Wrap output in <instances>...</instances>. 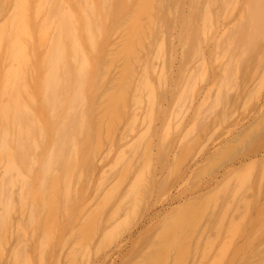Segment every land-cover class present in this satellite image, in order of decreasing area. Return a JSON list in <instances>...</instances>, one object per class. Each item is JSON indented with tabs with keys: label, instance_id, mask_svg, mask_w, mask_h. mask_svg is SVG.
<instances>
[{
	"label": "bare ground",
	"instance_id": "6f19581e",
	"mask_svg": "<svg viewBox=\"0 0 264 264\" xmlns=\"http://www.w3.org/2000/svg\"><path fill=\"white\" fill-rule=\"evenodd\" d=\"M251 1L252 2H250V0H249L250 3L255 4V7L252 6V4L248 5V3H247L248 0H247V2L245 0L244 3L246 2L245 5L246 6L248 5V7H245V5H244V7H245L244 9L242 6V3H243L242 0H15V1L14 0H2V2H0V264H4V263L6 264V262H8V264H9V261L6 260L7 259L6 256H9L8 259H10V261H11L10 264H33V262L36 261V259H37V258L36 259L34 258L35 256L40 257L37 260L38 264H47V262H48V264H51L53 262L52 259H54V261H55V258H57V257L60 258V256H61V255L59 256L60 253L57 252V249L62 248V247L65 248L66 246L68 247L69 246L68 243L75 239L74 238L75 235H77V237L79 236V238H81V239L79 240V238H78L77 240H75V243L73 245H75V244L78 245L79 243H81L83 241L84 238L80 237L79 232L80 233L82 232V234L84 236L86 234H91L90 236H85V239L87 238L88 240L87 239L86 240L89 243L86 242V240H84L83 247H82V245L79 246V248H81L80 251L83 248V251L80 253L82 254L84 259L79 258L80 256H78V254H80V253H78L77 255L75 253H73V251H74L73 247H75V246L77 247V249L75 248V250H77L76 252H79L78 251L79 248L77 245H75L71 248L73 251L71 250L72 253H71V255H69V257L72 256L71 258H73L74 260L71 258L70 259L72 261H75V263H78L81 259H82V261H80V262L86 261V259L88 258L86 256L89 255L88 253L92 252V251L91 252H88V251H90V247L92 249V247H93L92 244L95 242L93 238H95V240H96V237L98 236L99 232L96 234L97 236H94L92 238L91 242L89 241L90 240L89 238L92 237V235H95L94 233L97 232V230H98L97 227L99 228L98 231L103 229V228L100 229L101 226L99 227V225L102 224L101 220H103L102 219L103 214L109 211V207L111 208V204L113 202H114V204L112 206L115 205V201H117V200H115L114 198L116 197V199H118V196L120 195L119 192L123 191L125 186L128 185L127 183H129L127 180V177H126V176H128L127 174L131 175L135 170L134 169L135 166L133 167V165L131 166V168L133 170L129 168L130 166L128 167L127 170L124 169L125 167L127 168V166L124 167V162L126 161L125 160L126 156L128 158L127 159L128 162L130 160V161H132L131 164H133V161H134L133 159L136 158L135 157L136 156L135 149H132V153L133 154L135 153L134 155H132L134 157L133 159L132 158L129 159V157H131V155H130L131 151L129 153L130 156L125 155L124 156L125 159H124V157H122V156H123V154H126V152L123 150H126V151L129 149L131 150V148L134 147L133 144L131 145V141L135 138H136L135 140L138 141V137H136V136H137V133L139 134V132L142 130V129H140L141 128L140 126L143 125L142 128H144L146 126V125L144 126V124H147V122H150V124H148V125H151L153 119L155 120L156 118H158L154 114L157 113V112H155V110H157L158 107H159V109H161L162 104H161V106H159V104L163 101H161L159 103L158 100L160 98H164L163 97L164 94L161 92L163 95H160V98L158 99L159 95L158 94L156 95V93H158L161 90L167 91V89H169L168 83L166 85H164L166 87L164 89V87L158 82L160 80L162 81V78H163L164 82L167 81L166 80L167 75H164L165 73L171 74V75L168 74L170 77H172V73L175 75L178 72H179L178 75H180V73L182 74L180 66L178 65V67L175 68L176 65H174L175 63H179L181 65V62H178L179 60L182 61L183 67L181 65V68H184L187 70V72H185L182 69L184 71V74H186V76L182 74L180 77L182 79L186 78L188 75L187 74L188 72L191 76L188 77L187 79H190L193 76L192 79L187 80L188 82L185 80H184V82H180L181 86H182V83H184L186 85L185 82H187V85L182 86L183 89L181 91V96L178 95V97H180L179 100L175 99L177 101L178 106L175 105L176 104L175 103L174 105L176 107L174 106L173 109L174 108L182 109V107L185 106L186 104H188L192 98L193 99L195 98L196 102H198L197 100L199 98L201 99L200 95H203L205 93L211 94V92H213L215 90V88L217 89V93H216L217 95L216 96H219V95L223 94L222 91L224 90V84L226 82L228 83V84L226 83V85H228V87H229L228 88L226 86V90L230 89V87L232 85L234 86V84H236V82H239L240 81L238 79L239 75H237V74H239L240 69L239 70H237V69L240 66L239 64H240L241 60L240 59H239L240 61L238 60V56H239V58L242 57V60L245 62L244 58H246V57L243 58V56H245V55L247 56V54H244V52H241V53H243L241 56L240 55L237 56L236 53H235V55H236L235 56L234 53H232V51L234 49L231 51V49L234 48L235 45L237 44V43H234L235 39L239 40L241 37L240 34H238V32L241 29V27L244 30V27L248 26L249 27V35H250V33H251V35L249 36V38H247V40L249 39V40L253 41L255 39V36L253 35L254 32L252 33L250 31L253 30L254 23L258 24L260 26V28L261 29L263 28V30H264V0H254V3H253V0H251ZM11 6H13V8H9ZM249 6H251V7L249 10H247L246 8H249ZM252 7H254V8H252ZM245 9H246L247 13H249L248 11L252 10V12H250L249 16H247L246 15L247 13L244 12ZM256 10L260 13V15H258L259 13L256 12ZM237 27H239V28L237 29ZM236 29L238 30V32H236V33L240 37H237V34L234 32ZM227 33L229 36L231 34H233V35H231L230 38L228 37L229 39L228 38L226 39V36H228ZM243 34H241V35L243 36ZM235 36L237 38H235ZM231 41H232V43H231ZM239 41H241V39ZM251 41H250V43H251ZM257 41H256V43H257ZM262 41H263V39H262ZM249 44H247V45L249 46ZM261 44L259 45L258 49L262 48V50H259V52L262 51V53H264V51H263L264 48L261 46ZM238 45H240V44L238 43ZM231 46H232V48H230ZM245 47H246V45H245ZM245 47L244 48L242 47V48L245 49ZM238 48H240V47H238ZM243 49H241V51H243ZM220 51H224V54H227V56L228 55L230 56V54H231V57H229V61H227L228 58H227V60H225L227 62H230V63H227L228 65L227 64L224 65L226 62H224L223 60L226 59V56L225 57H224V55L221 56V54L223 52L220 53ZM253 51H251L252 54L254 53ZM257 52L258 51L256 50V53ZM259 52L257 53V55L259 54ZM232 55L234 57V60H236V63L238 64V62H239V64H238L239 66L236 69L237 71L235 70L236 71L235 78H234L235 72H233V75H230V74H232L231 73L232 72L231 66L233 65L232 63L235 64V61L232 60L233 59ZM260 55H262V54H260ZM218 56L222 57V58H220L221 60H219V58L217 59ZM248 56H249V54H248ZM235 57L237 59H235ZM253 57H254V55H253ZM209 58L210 59L211 58L217 59V61L219 60V61H221V63L223 61V63H224V64L222 63V65H221V63L219 62L220 67H218L219 66V65H217L218 62L216 60L215 61L212 60L214 62V66H216V68H214V71L212 70L214 73V76L217 75L218 72H220L222 70V69L220 70V68L223 67V68L227 69V67H228V69H229V66L231 65L230 66L231 68L229 69L230 73L228 72L229 73L228 75H230L229 78L233 77V78H231V79H233V82H234V79H236V77L238 76L236 81L233 83L231 81V79L228 78V76H227L228 69L223 70V73L226 74V77L228 79L226 77H224V79L222 81V79L219 78V77H221L220 75H222V74L219 73V75H217L218 76V80H217L216 79L217 76H215L216 77L215 78L213 76V73L209 70L211 68L213 69V67H214L212 65L213 63L210 60H208ZM255 58L257 59V57H255ZM255 58H253L254 61H256ZM263 58H264V55H263ZM249 60H252V59H249ZM254 61H251V62H254ZM260 61L261 60H259V62ZM183 62H186L185 63L186 65H184ZM207 63H212L211 64L212 67L210 64H209L210 66L208 67ZM215 63H217V64H215ZM237 64H236V66H237ZM252 64H251V69L254 68V66ZM256 64H258V62ZM233 66H235V65H233ZM235 67L233 69H235ZM243 67H244V65L242 66V68ZM260 67L258 68V71H259ZM217 68H219V69H217ZM255 68H256V66H255ZM216 69L218 70V72ZM251 69H250V71H252ZM245 71H246V69L242 70L243 78L246 77V79H243L244 83L248 80L247 76H245L244 74L247 75L248 73H250L249 71L247 73ZM254 71L256 72L257 68ZM259 72H261V70ZM208 73H210V74L207 75ZM252 73H253V71H252ZM252 73L248 74V75H250L251 78H252V76H251ZM211 74L214 77V79H213V77L212 78L208 77ZM224 74H223V76H225ZM259 74H258V76H259ZM163 75L166 77H163ZM253 75H255V73ZM256 75L253 76L252 79L255 78V80H257ZM183 76H185V77H183ZM262 76H264V75H262ZM250 77H248V78H250ZM153 78L156 79L155 81L159 85L158 86V88L160 89V90L158 89L159 91L156 88L157 85L155 84V81H153L154 80ZM206 78H209V80L212 79V81L210 80L212 83L210 82L211 84H209V82H208L209 80L207 81ZM225 78L227 79V81L225 80ZM262 78H264V77H262ZM173 79L170 78L169 80H171V82L173 83V81H172ZM219 79L221 80V83H223L222 85H221V83L217 82V81H219ZM157 80H158V82H157ZM178 80H177V82H178ZM213 80L217 83H215ZM230 81H231V83H230ZM171 82H170V88L172 87V85H174V84L171 85ZM207 82L209 84L208 87L212 86L214 83L216 84V86H218L217 84L219 83L220 87L223 90H220L221 93L218 94V90L220 88L219 87L217 88L216 86H214V87L212 86V87L208 88L207 87L208 84L206 85ZM178 83H177V85H178ZM229 83L231 84L230 86H229ZM239 83H237V85H235V87L240 89ZM250 83H251V81H250ZM238 84H239V87H238ZM247 84H249V82ZM258 84L256 86H257V88L260 86L259 87V89H260L261 86L263 85V83H262V85H259V86H258ZM160 85L163 88L162 87L160 88ZM175 86H176V84L173 86L174 88L172 87L173 90L174 89L177 90V88H179L177 86H176L177 87L176 88ZM184 86L186 87V89ZM200 86H201V88H200ZM233 86H232V88H233ZM250 87L251 86H249V88ZM254 87L252 88L253 90L256 88V87L255 88ZM204 88H207L209 91L205 90ZM211 88H213V89H211ZM237 88L232 89L230 93H232V91L234 90L232 93V95H233L234 92L237 91L236 90ZM172 89H169V90H172ZM239 89H238V91H239ZM173 90L171 91L172 93H174ZM203 90H205L206 92L202 94ZM256 90L257 89H255V91ZM261 90H259L260 93H261ZM198 91H199V93L197 94L198 98H196L195 95ZM227 91H229V90H227ZM240 91H241V89H240ZM249 91H251V90H249ZM184 92H185V94H184ZM208 92H210V93H208ZM237 92H236V96H237V94H239V92L238 93ZM182 93L184 95H182ZM246 93L247 92H244V95ZM255 93H258L259 96L261 95L259 92H255ZM228 94H229V92H228ZM230 95L231 94H229V96ZM242 95L243 94H241V96ZM244 95L242 97H244ZM251 95L254 97H251ZM251 95L249 94V96H248V98L251 97V100L246 97L248 100H250V103H247L248 101H246L247 99H245V101L247 103V104L245 103L243 105L245 107V109L247 108L248 104L250 106V104H252V102L254 103L255 98L256 99L259 98V97L257 98L255 96V94H251ZM216 96H215V98L217 99L216 101L218 103V99L219 98L222 99V96H220L219 98ZM226 96H228V95H226ZM241 96H239V97H241ZM261 96H260V98H261ZM203 98H205V95L201 99L200 106H201V104H203L202 106H204V104H205L204 108H206V107H208L207 105H209L208 103L211 102L210 100H212V99H210V98H212V97L208 96L207 97L208 99L205 98L204 100L206 102L203 100ZM244 98H242V101ZM252 98H254V99H252ZM262 98H264V97L262 96ZM173 99H174V96H173ZM173 99L170 101H172L174 103L175 101H173ZM193 99H192V102H193L192 106L195 107L194 106L195 100H193ZM221 99H219L220 102H221ZM228 99H229V97L227 98L226 103L229 101ZM238 99H239V101L237 102V104L240 103V98H237V100ZM160 100H162V99H160ZM207 100H208V103H207ZM230 101H231V99H230ZM173 103L171 105H173ZM217 103H216L217 109L214 108L215 105L213 104V106H214L213 109H216V112H217V110H219L220 105L222 106V104L219 103L220 105L219 104L217 105ZM262 103H263V101H262ZM179 104H181L182 107H181V105L179 106ZM258 104H259V102H257V106H258ZM227 105H228L227 107L230 108V105L229 104H227ZM245 105H247V106H245ZM253 105L255 106V103ZM253 105H251L250 108H254ZM192 106H189V107L191 108ZM233 106H234V104H233ZM196 107H197L196 108L197 114L195 115V113H194L193 115H195V116L198 115L197 118L200 119L199 114H201V111L199 114H198V112L201 109L198 106H196ZM147 108L149 111L147 110ZM163 108H165V107H163ZM168 108L169 109H167V110H170V108H172V107H168ZM184 108L182 110H184ZM190 108H188V109H190ZM233 108H235V106ZM255 108H256V106H255ZM145 109L147 111H145ZM237 109L239 110V108H237ZM245 109H241L242 110L241 112H243ZM175 110L176 109H174V113L176 114V112H178V109L176 112H175ZM182 110H181V112L179 110V113L177 114L178 116L181 113L183 114V112L185 111L184 110L182 112ZM190 110L188 113H191ZM259 110H258V112H259ZM159 111H158V113H159ZM170 111L173 112L172 109ZM194 111H195V109H194ZM210 111L212 112V109L208 110V112L205 113L204 119L206 118V115L211 113ZM228 111H229V109H228ZM145 112H147V113L145 114ZM172 112H171V114H172ZM234 112H236V111H234ZM239 112L240 111H238V113ZM249 112H251V109ZM165 113L169 114V111L165 112ZM212 113L214 114L215 110ZM230 113H231V117L234 116V114L232 115V112H230ZM244 113H247L246 110ZM252 113L254 114V112H252ZM166 114H164V115L168 116ZM171 114L168 117H170ZM237 114H235V117ZM256 114H257V112H256ZM145 115L148 117H146ZM161 115L162 114H160V117H161ZM173 115H172V117H173ZM188 115L190 117L192 116V114L191 115L188 114ZM244 115L246 116V114H244ZM165 116H163V119H165V121H166V120H168L167 119L168 117L165 118ZM195 116L194 117L192 116V118L196 119ZM224 116H226V115H224ZM240 116H242V119H244V120L245 119L247 120L248 116L250 118V115H248V114H247L246 118L243 115H240ZM255 116H258V115H255ZM255 116L253 115L251 117L254 118ZM143 117L145 120H142ZM172 117H171V119H172ZM181 117H182V115H181ZM186 117H188V116H186ZM186 117L184 115V118H186ZM202 117H203V115H202ZM212 117H213V115L211 116V118ZM216 117H215V121H216ZM227 117H228V114H227ZM227 117H225L223 119L224 120L230 119ZM238 117H239V114H238ZM186 119L188 120L189 118H186ZM195 119H193V120H195ZM199 119L197 121H191L193 123V126H192L193 128L192 127H190V128H192V129H194L195 127L197 128ZM238 119L241 120V118H238ZM238 119H237V121H238ZM156 120L158 121L159 118ZM178 120H180V119H178ZM187 120L183 121V124ZM224 120H223V122H224ZM226 120H225V123L228 121V120L227 121ZM257 120L258 119H256L255 121H257ZM140 121H141V125L138 126V123ZM144 121L145 122L147 121V122L144 123ZM157 121H155V122H157ZM161 121H162V119H161ZM209 121H210V118H209L208 122ZM218 121H219V119H218ZM158 122L156 123V126H157ZM168 122H170V120ZM168 122L166 121L165 123L168 124ZM191 122H190V124H191ZM230 122H232L231 119H230ZM241 122L242 121H240V124L244 123V122H242V123ZM259 122H260V120H259ZM163 123L161 122L162 125H163ZM174 123H175V121H174ZM225 123H222L223 127L221 129V125H220L221 122H220V124H219L220 126L217 129H214L216 131L212 134L213 136L211 135V137H215V135L217 136L219 128H220V131H225L226 128L224 129V126H226V124H227V123L226 124ZM153 124H152V127L154 126ZM167 124H165V125H167ZM169 124L171 126V123H169ZM232 124L234 125L235 123L233 122ZM236 124H239V122L238 123L236 122ZM250 124H252V123H250ZM255 124H256V122H255ZM162 125H161V128H162ZM180 125H182V124H180ZM185 125L179 126L180 130L185 128ZM189 126H191V125H189ZM236 126L238 127V125H236ZM168 127L169 126H167L166 129ZM171 127H170V129H171ZM181 127H183V128H181ZM237 127H236V129H238V128L242 129L241 127H238V128ZM137 128L140 129V130L138 129L139 132H137L138 131ZM161 128H159V129L161 130ZM196 128L194 129V131L196 130ZM231 128L233 129V127L230 126L229 129L231 130ZM153 129H154V127H153ZM162 129L166 133L165 135H167L170 139L173 138L172 135H171V137H172L171 138L170 134H167L169 128L167 129V131H165L166 129H164V128H162ZM189 129L186 128L184 130H185V132L188 130V131H190L191 134L194 135V131L192 129H190V130ZM177 130L180 131L179 129H177ZM191 130L193 131V133ZM246 130H248V129H246ZM145 131L146 130H144L142 133H144ZM148 131L149 130L147 129V133L151 132L152 135L156 134V132H155V134H154V132H152L153 130L149 131V132ZM232 131H230L231 134H233L235 132L234 131L232 133ZM206 132H207V130H206ZM142 133L139 136L140 137L139 141L141 140V142H142V139L144 140V138H146V137H143L141 139V137H142L141 135H144ZM169 133H170V131H169ZM175 133H176L175 136H177V134H179V132L178 133L175 132ZM160 134H161V132H160ZM160 134L158 133V135H160ZM171 134H172V132H171ZM191 134H189V132H188L186 135H191ZM243 134H242V136H243ZM165 135L163 134V136L160 139L166 140L167 136L164 137ZM198 135H201V133H199ZM226 135H228V134H226ZM149 136H148V138H149ZM179 136H181V135H179ZM182 136L185 137V135H183V133H182ZM223 136H224V134H223ZM223 136H221V137H223ZM236 136H237V133H236ZM247 136H248V134H247ZM116 137H118V138H116ZM150 137H151V139H153V137H155V136H150ZM115 138L118 139V141L120 140L119 142H117V146H118V143L120 145V143L122 144V142H123L122 146L130 143V145L133 147L129 148L130 146L127 145L129 147H125L126 149L123 147V149H121V151L124 152L123 154H122V152L118 153V149H119L118 147H120V146H118L116 148V150L114 149L115 145L113 143L114 142L113 140H115ZM162 138H164V139H162ZM169 138L167 140H169ZM175 138H178V137H175ZM223 138H225V137H223ZM245 138L246 137H244L242 139V141ZM103 139H105V141ZM146 139L143 141V144H145V145L148 143L146 141ZM151 139L149 142H151ZM184 139H186V138L179 140L180 143H182V144L179 143L180 145H183V142L186 141ZM188 139L189 138H187V140ZM216 139H214V140L216 141ZM232 139L234 140L237 138H232ZM182 140H183V142H181ZM201 140H202V138H201ZM210 140H213V138ZM233 140H231V141H233ZM245 140H244V142H245ZM139 141L137 144L140 143ZM145 141H146V143H144ZM169 141L171 144V140H169ZM231 141L227 142V145H226V143H224L226 145L225 147H227L229 145L228 143H231ZM242 141H241V143H242ZM103 142H104V144H103ZM109 142H110V144L113 143V145H114L113 147H112V145H110V147H112L111 150H113V152L116 151L118 154L116 152L112 153V151L110 149H108L109 152H107V154H105L106 152H104V149L108 148L107 146L109 145ZM174 142H176V141H173V143ZM193 142H195V141H193ZM105 143H108V144L106 146H104ZM132 143H134V142H132ZM166 143L167 142H165V144ZM195 143H198V142H195ZM208 143H211V141L207 142L206 144L208 145ZM214 143H216V142H213V144ZM219 143H217V144L219 145ZM102 144L104 147L102 146ZM175 144H177V143H175ZM206 144L203 145L204 149L201 148L200 151H202V150L205 151ZM141 145L140 144L138 145V148L140 147L139 150H142L141 148L143 147V145H142V147H141ZM147 145L149 146V149L150 148L152 149V146L150 147V143H148ZM147 145H146V147H147ZM151 145L156 146V142H155V145H154V143ZM180 145H179V147H180ZM173 146L170 145L169 147L172 148ZM195 146L196 147H194L192 150L197 149V146H200V145L195 144ZM231 146H232L231 144L227 148H225L223 146L226 149L224 152H226L227 149L230 148ZM233 146H236V148H237L238 144L235 145V143H234ZM211 147H212V144H211ZM127 148H129V149H127ZM157 148H159V146L156 147V150L160 149V148L159 149H157ZM162 148H163V146H162ZM162 148H161V150H162ZM187 148H188V146H187ZM219 148H220V146H219ZM232 148L233 147H231V149ZM146 149L148 150V148H146ZM166 149H164V150H166ZM212 149H213V147H212ZM173 150L174 149H171L172 153H173ZM181 150H184V149H181ZM186 150H185V153L186 152L188 153L191 151V150L190 151H186ZM206 150H208V149H206ZM217 150H218V147H217ZM217 150L215 149L213 151L215 152ZM221 150L223 152L224 149H221ZM148 151H147V153H148ZM169 151L170 150H167L165 152H169ZM200 151L198 153L199 155L201 154ZM210 151H212V150H210ZM150 152H152V150ZM175 152H176V150H175ZM227 152H226V155H227ZM103 153L105 155L102 157V160L99 161L100 162L99 165L101 164V166H102V164H103V166L106 164L105 159L107 160V158L108 159L112 158L115 154H117V157H116L117 160L114 159V157H113V161L115 160L114 162H117V163H114L113 161H111V159L107 160L109 164H110V162L114 163V166L112 163H111L112 165L110 164L114 168V170L112 169V167L109 166V168H111L112 172L110 171L109 174H107L106 171H109V170L103 169L102 168L103 166L101 168H99L101 171L103 169V172H102L103 175L100 173L101 174L100 178L102 179V178L106 177L105 179H107L106 184L104 183L105 184L104 186L108 185V183H110L112 181L113 177L116 176L117 174H119L120 176H119V178H117L118 175L116 177L117 181H115L116 183L114 182L115 187L113 185L114 183L112 184L113 190H111V188L110 189L108 188L109 189L108 191L111 190L110 194L108 191H107L108 193L105 192L107 195L108 194L109 195L107 196L104 193V195H106L107 197H105L103 195V197H105L104 200H103V198H101L100 201H98L101 203V200H103L101 205H100V203L99 204L97 203L99 205V207H96V208H98V209H96L97 211L92 208L95 211H91L90 214H88L87 219L91 218L90 220H93V218H95V222L93 220L92 223H94V224L101 223V224H98V226L96 225L95 226L96 229H95V227L92 226L91 223H89V219H88L87 225L88 224L89 225L87 226L86 222H85L86 221L85 219L87 216L86 215L85 219H83V220H85L84 226L86 225L85 227H88L89 229H87L83 226L84 228L78 227V230H77V229H75L77 227L75 224H78L80 222V219L82 220L83 216L87 213V212L85 213V211H87L89 209V207L91 206L89 204L93 205L92 202L96 198L100 197V196H98L100 193L98 195L96 193V192H98V189L104 188L102 190H105V187H102L103 182H105L103 180H105V179H103L101 182L100 178H99L100 179L99 182L102 185L99 183L100 187L95 186L97 189L95 187H94L95 189L91 188L92 186L90 187L89 184L92 183L91 185H93L94 179L91 180V178H89V173H88V170L91 171V169H88L89 166L96 169L95 165H97V163H96L97 161H95V159L97 157H98V159H100L99 156H102ZM108 153L110 156L108 155ZM176 153H175V155L177 157ZM218 153H220V152L217 151V154ZM255 153H256V151H255ZM255 153H253V154L255 155ZM260 153H261V151H260ZM167 154H171V153L169 152ZM194 154H195V151H194ZM228 154H230V151ZM253 154H251V155H253ZM106 155H108V156L106 157ZM160 155H161V151H160L159 156ZM192 155H193V153H192ZM222 155L223 154H221V156ZM153 156L149 157V155H148L149 159H153L155 157V156L154 157ZM159 156L155 157L156 160L159 159ZM179 156H183V155H179ZM209 156H210V154H209ZM228 156H227V158H228ZM239 156H241V155H239ZM239 156H238V158H239ZM242 156L245 157V155H242ZM165 157H163V158L166 159L168 156L166 158ZM189 157H190V154H189ZM207 157H208V155H207ZM215 157L216 156H214V158ZM219 157H217V158H219ZM254 157H256V156H254ZM140 158L142 159V157H140ZM197 158H198V156L196 157V159ZM233 158H231V159H233ZM167 159H170V158H167ZM223 159L224 158L221 157L222 161H224ZM236 159L237 158H234L233 162ZM239 159H238V161H239ZM242 159H243V157H242ZM245 159H246V157H245ZM139 160L140 159H138V164L136 163V165H137L136 167L139 166V162H140ZM199 160H202V159H199ZM219 160H217V161H219ZM149 161H148V163H149ZM154 161H153V163H152V160L150 161L153 164V166H152L153 169H154ZM165 161L162 160L161 163L163 162V164H164ZM172 161H173V159H172ZM187 161H189V160H187ZM209 161L211 163H213L212 162L213 160L212 161L208 160V162ZM238 161H236V162H238ZM250 161H253V160H250ZM119 162L123 163V167H122L121 172L119 169L121 167V166H119V164H120ZM145 162H147V161H145ZM168 162H170V161L168 160ZM181 162H182L181 160H180V162H178L179 165ZM229 162H232V161H229ZM229 162L227 163V165L230 164ZM151 163L149 165H147L145 163L146 164L145 167L146 168H148V167L152 168ZM194 163H192V164H194ZM203 163H206V162H203ZM215 163H218L216 165L219 166V162L214 161V164ZM158 164L156 166L160 167L161 166L160 163H158ZM165 164H167V161ZM208 164H210V163H208ZM208 164H207V166H208ZM242 164H243V162H242ZM120 165H122V164H120ZM125 165H126V163H125ZM127 165H130V164L128 163ZM168 165H170V164H168ZM168 165H166V166H168ZM238 165H240V164H238ZM184 166H186V162H185V165H183V167ZM198 166H200V164ZM215 166H213V167H215ZM142 167H143V170H145L148 173L151 171L149 168H148V170H149L148 171V170H146V168L144 169V166H141V168ZM180 167L182 168L181 165H180ZM195 167H196V165H195ZM166 168H168V167H166ZM166 168H165V170H167ZM169 168H171V166ZM211 168H212V166H211ZM176 169H177V167H176ZM182 169H180V170H182ZM188 169H189V167H188ZM199 169H201V168L199 167ZM228 169H229V167H228ZM230 169L234 170L236 168L230 167ZM86 170H87V172H86ZM143 170H140L141 174H138L137 172L139 170H136V172L134 173V176H136L137 174H138V176H136V178H134L135 179V180H133L134 184H132V182H133L132 181L131 182L132 186L129 185L131 189L127 188L128 191L132 190L131 194H130L131 196L128 194L130 191L128 192L125 189L127 191V192H125V193H127V196L126 195H125L126 197L123 196V199H121V200L118 199V200H120V202H119L120 204H118V205H120V207L123 206V209L125 206L124 204L128 202V201H126V198L128 196H130L129 198H127L130 200V204H131V202L133 204V202L135 200L137 201L138 198L140 197V194H141L140 191L142 192V188L144 191L146 190L148 193L150 191L152 192V190L155 189V185H157V184L154 185V189H153V185L151 184L152 190H150L151 187L149 186L150 181L152 180L151 178L153 177V180L155 178L154 175H152V177H150L151 176L150 173H154L155 171H151L149 174L148 173L146 174L145 171H143ZM157 170H158V167H157ZM161 170H159V171H161ZM170 170H172V168ZM185 170H184V172H185ZM197 170H198V168H197ZM197 170H195V171L192 170V171H194V173L191 171L193 173V175L196 174V177H197L198 172L197 173H195V172ZM233 170H232V172H233ZM97 171L98 170L96 169L95 173H98ZM128 171H130V173ZM172 171H177V170H172ZM238 171H236V173H234V174L236 175ZM93 172L94 171H92V173ZM166 172L168 173L170 171H166ZM180 172H179V174H180ZM229 172L231 173V170ZM104 173H106V175H108V176H106ZM114 173H115V175L114 176L112 175L113 176V177L111 176L112 179L110 178L111 181L108 182V177ZM143 173L145 175H148L149 176L148 179H151V180L143 179L142 176L144 178H147V176L143 175ZM172 173L173 172H171L170 174L172 175ZM263 173H262V175H264ZM87 174H88V176H87ZM155 174H157V173H155ZM174 174H176V173H174ZM234 174L232 173L230 175V177ZM94 175H93V177L95 178L97 174L95 176ZM171 175H170V180H172ZM193 175H189V177L191 176L194 178L195 176H193ZM239 175H240V173H239ZM102 176H104V177H102ZM224 176H226V174ZM249 176H252V174ZM174 177L175 176H173V178ZM236 177H237V175H236ZM248 177H247V179L251 178V177H249V178ZM263 177H260V178H263ZM84 178H88V180L86 179V182L87 181L89 182V184L87 183V185H86L87 188L85 187L86 188L84 190L85 194H87L86 191H88L90 193L91 189H93V191H95V193H96V194H94L95 196H93V198L96 197V195H97L96 198H94L93 200L91 199L92 201L89 200L91 203L87 202L89 204H86V201L82 200V197H84L83 196L84 195L83 189H81L80 194H79L80 189H78L80 187L79 185H81L80 188L83 187L82 185H85V184H83V181L85 180ZM131 178H133V177H131ZM159 178H161V176ZM223 178H225V177H223ZM89 179L93 182H90ZM114 179H115V177H114ZM128 179H130V178H128ZM187 179L185 178V180H187ZM233 179H235V177H233L232 179L230 178L229 182L232 183ZM143 180H145V182H143ZM241 180H242V178H241ZM262 180L263 179H261L260 182H263ZM156 181H158V180H156ZM187 182H185V186H186ZM144 183H147V184L145 185ZM238 183H239V181H238ZM242 183H244L243 187L239 188L241 190V192L243 190H249V189H246L247 188L246 186H249L251 181L249 182V180H248V182L247 181L245 182V180H243ZM177 184H179V183H177ZM246 184H248V185H246ZM95 185H96V183H95ZM169 185H171V184H169ZM261 185H263V184L260 183V185H259L260 189H261ZM143 186L144 187L149 186L150 189L148 187H146V189H145ZM228 186L226 185L227 189H229V187L231 188V186H229V187ZM240 186H242V185H240ZM186 187H188V186H186ZM250 187H251V184H250ZM88 188L89 189L91 188V189L88 190ZM172 188H174V187H172ZM242 188H244V189L242 190ZM262 188H263V186H262ZM101 189H99V191ZM239 189L237 188V191H240ZM251 189H252V187H251ZM258 189H255V190L257 191ZM167 190H169V188ZM179 190H180V187H179ZM179 190H178V192H179ZM255 190L253 187V191H255ZM93 191H91V194ZM144 191L142 192L143 194H144ZM157 191L159 192V189ZM224 191H226V190H224ZM100 192L102 193L103 191H100ZM172 192H173V190H172ZM228 192H229V190H228ZM248 192L250 193L251 191L249 190ZM255 192H253L255 194L254 196H252L253 200L254 199L257 200L256 197H258V194H256ZM155 193H157V192H155ZM155 193H153V194H155ZM237 193L238 192H235V195L233 197L234 200H235V198L237 199V197L239 196ZM245 193H247V192H245ZM88 194H87V196H85V199L88 198ZM221 194H223V193H221ZM236 194H237V196H236ZM240 194H242V193H240ZM133 195L136 198L134 200H133V198H134ZM151 195H150V197H151ZM159 195H157L158 198H159ZM168 195L169 194H167V200H168ZM259 195H261V193H259ZM171 196L172 195L170 194L169 197H171ZM210 196H212V195H210ZM131 197H133V198H131ZM141 197H143V195H141ZM150 197H147L148 198L147 201L149 200ZM243 197H245V196H242L241 198L243 199ZM248 197H249V195H248ZM261 197H262V195H261ZM130 198L133 201H131ZM155 198H154V200H155ZM158 198H156L157 202H159ZM162 198H163V195H162ZM162 198H160V199H162ZM213 198H214V196H213ZM213 198L211 197V199L214 201L215 199H213ZM245 198L247 199V196ZM113 200H115V201H113ZM141 200L142 199H140V201H137V203L134 202V206H135V204H137V206H135L134 208H133L132 204L129 205V208L131 206V208H133V209H131V208L129 209L128 203H127V207H125V208H128L127 212L128 213L130 211L135 212L136 210H138L135 208H138V205H140ZM145 200L146 199H144V201ZM163 200H166V199H163ZM243 200H244L243 203L245 204V207L247 205H249L245 199H243ZM124 201H126V202H124ZM179 201H180V199H179ZM217 201H218V198H217ZM142 202H143V200H142ZM148 202L151 203V201H148ZM192 202H194V201H192ZM195 202H196V200H195ZM195 202H194V206L193 207L191 206L192 207L191 209L196 208ZM207 202H206V204H207ZM209 202H210V200H209ZM235 202L236 201H233V203H235ZM240 202L242 203V201H240ZM240 202H238L237 205L240 206V204H241ZM245 202L247 203V205ZM121 203H123V204H121ZM184 203H186V202L184 201ZM190 203H191V201H190ZM200 203L201 202H199V204L197 205L198 208L196 209V211L198 209H199L198 211H200L201 208H199V207L204 205L205 201H203L204 204L201 203V205H200ZM256 203H258V200H257V202L255 201L252 204L254 205ZM97 204H96V206H98ZM230 204H231V206H230ZM230 204H228V206H227L229 211L233 208L232 203H230ZM250 204H251V202H250ZM86 205H87V207H86ZM118 205L116 207H119ZM143 205L145 207H142ZM179 205L181 206L182 204H179ZM186 205H188V203ZM191 205H193V204H191ZM257 205H256V207H257ZM259 205H261V204H259ZM262 205H264V202ZM175 206L179 207L178 205H175ZM175 206H174L173 210L176 208ZM183 206H181V207H183ZM188 206H184V207H188ZM239 206H238V209L241 208ZM249 206H247V207L249 208ZM120 207H119V209H122V207L121 208ZM146 207H147V205H145V202H144V204H142L140 208L144 209ZM204 207H205V205H204ZM204 207H202V208H204ZM261 207H260V210H262ZM86 208H88V209L86 210ZM250 208H251V206H250ZM181 209H183V208H181ZM205 209H207V208H205ZM145 210L147 212V210H149V209L146 208ZM145 210H143V211H145ZM173 210L171 209V213L166 212L165 214L167 216H170V215H172V213H175ZM179 210H180V208H179ZM188 210H190V209H187V211ZM203 210L201 213H203V215H204L205 212H203ZM208 210H209V207H208ZM112 211H110V212H112ZM123 211L125 212V210H123ZM175 211L178 212V209L176 208ZM185 211L183 212V215H185L184 214ZM190 211H192V210H190ZM190 211H188V214L190 213V215H192V213L196 212L195 210H194L195 212H192V213ZM229 211L224 212L226 214L223 213L224 217L228 216L227 212H229ZM243 211H244L243 214L244 213L246 214L245 216L250 217V210H248L249 215L247 214L248 212L247 213L245 212L246 211L245 209ZM118 212L124 213V212H122V210L118 211V209L116 208V211H113L111 213V215H110L111 217L108 216L109 213L107 214V216L109 218L106 220V222L108 223V226L110 228L112 227V225H110L112 220H114L116 222L118 219V215L121 218V214ZM134 212H132L131 215H130V213H129V215H128V213H125L126 214L125 217L127 220L122 219L124 222L126 221L123 224V226L121 225L122 227H124V228L127 227L129 230L130 227H128V226H130V224H132V222L130 224H128L129 220H130L129 217L131 218L132 215H135V214L137 215L136 218H135V216L132 217L133 219L135 218L137 221L139 212L138 213L137 212L134 213ZM214 212H216V211H214ZM117 213H118V215H117ZM181 213H182V211H181ZM197 213H198V216L200 215V217L201 216L203 217V215H201L199 212H197ZM208 213H207V215H208ZM147 214H149V213L147 212ZM196 214H194V215L196 216ZM233 214H235V215L232 216V218L235 217L236 214H238V212L233 213ZM139 215H141V212ZM258 215L261 217V215L259 213H258ZM107 216H105V217H107ZM142 216H143V218L145 217L144 212H143ZM167 216L164 215V217H166L167 219L171 218V217H167ZM177 216L179 217L178 213H177ZM186 216H187V214H186ZM174 217L175 216H173L172 218L174 219ZM192 217L194 218V216H192ZM200 217L197 218V221H198V219H200ZM213 217H215V216H213ZM242 217L244 218L243 215H242ZM112 218H114V219H112ZM120 218H119V220H120ZM140 218H142V217H140ZM175 218H177V217H175ZM184 218H185V216H184ZM193 218H192V222H191V220H189V219H191V217L189 219L187 218V220H189L188 225H186L187 223L186 224L184 223L187 227L188 226L191 227L190 225L192 224L193 229L189 228L190 229L189 230L188 228H186V226H183V224H182L183 228L185 227L186 230H189V233L187 231L188 234L186 233V235H185V232H186L185 229H184L185 232L184 231L181 232L183 228L181 230H179V234L184 233L185 237L183 236L182 239L184 238L185 241H187L186 240L188 238L187 236H189V234L192 231L195 232L194 226H196V225H194V224L195 223L197 224L198 222L197 221L195 222L193 220ZM223 218H221V220H223ZM256 218H258V221L260 220L259 217L256 216ZM60 219L62 222L58 223ZM109 219H110V221H109ZM194 219H196V218H194ZM217 219H218V217H217ZM242 219H241V221H243ZM122 220H120L119 222L117 221V224L115 223L116 225H113L114 227L112 229H110V230L108 229L107 231L103 232L108 236H106V235L102 236V233H101V236H102L101 240H102L103 244L100 242L101 240L99 241L98 238L101 237V236H99L97 238V240L99 242L98 243L96 242V244H98V247H99L98 248L96 246L98 249L103 250L101 248V246H103L104 243L106 242L107 244H110L109 247L115 246V248H113V249H115L118 253L120 252L119 250L122 249L121 248L122 246L124 247L125 242L123 243V241L121 240L120 244L121 243L122 244L120 246L119 244L115 243V240L118 241V237H119V239L122 238L123 232L125 234H128L123 230L124 228L121 229L122 228L121 226H120V228H119V226H118V228L116 227L117 225L121 224L120 222H122ZM138 220H139V218H138ZM187 220L185 222H187ZM224 220L227 221L225 218H224ZM71 221H73V222L71 223ZM74 221H77V222H74ZM193 221H194V223H193ZM241 221L239 219L237 224H241L240 223ZM261 221H259V222H261ZM106 222H104V223L106 224ZM177 222H178V220H177ZM203 222H204V220H203ZM251 222L249 224H251ZM256 222H257V220H256ZM70 223L71 224L74 223L71 227H73L75 225V228L74 227L71 228L69 226V225H71ZM82 223L83 222H81V225H83ZM118 223H120V224H118ZM145 223H146V220H145ZM171 223L172 222L167 223V224H171ZM174 223L175 222H173V224ZM222 223H223V225L220 222L219 227L222 226V228L225 229V227H224L225 222L222 221ZM231 223H232V221H231ZM233 223H234V225L236 223V222H234V218H233ZM112 224H114V222ZM142 224H140V225H142ZM165 224L166 223H164L162 225H165ZM198 224L200 225L201 223H198ZM202 224L200 225V227L202 226ZM242 224H244V223H242ZM259 224H261V223H259ZM175 225H174V227H175ZM179 225H176V226H179V227H177L178 229L181 227V223ZM231 225L233 226V224H230L229 228L232 227ZM262 225L264 226V221H263ZM90 226H91L92 232L87 233V231H90ZM137 226H138V224H137ZM137 226H135V227L138 228ZM252 226H251V228H252ZM261 226H259L260 228L258 227L259 232L261 231L260 229L264 230V228H261ZM68 227H70L71 229H74V230H71V232H70V231H68V230H70V228L68 229ZM104 227H106V229H107V225ZM139 227L142 228L141 226H139ZM162 227L163 226H161V228ZM167 227H169V225L165 226V230ZM172 227H173V225H172ZM219 227H218V229L220 230V232H222V228H219ZM234 227H236V226H234ZM79 228H82V230L87 229L86 233H85V231H80ZM132 228L135 229L134 227H132ZM177 228H171L172 231H170V230H168V231L172 233L173 229L177 230ZM205 228H208V227H205ZM229 228H227V229H229ZM251 228H249V229H251ZM119 229H121L122 231L121 230L119 231ZM163 229H160L162 231V233L168 232L167 230L165 231ZM198 229H200V228H198ZM198 229H196V231ZM215 229L219 233V230L217 228H215ZM66 230L68 231L69 235H67ZM93 230H94V233H93ZM111 230H113V231H111ZM128 230L126 229V231H128ZM175 230L173 232V233H175L174 236H176L177 231H178V230L177 231H175ZM230 230L231 229H229L228 231H230ZM74 231H76V232L73 234ZM117 231L119 232V234L117 233ZM239 231L241 232V230H239ZM240 232H239V235H240ZM246 232H248V231H246ZM259 232H257V233L260 235L264 231H261V233H259ZM71 233H72V235H74V236H72L74 239H71L72 238ZM76 233H78V234H76ZM112 233L114 236L113 237L109 236V234L112 235ZM115 233H117V234H115ZM132 233H130V235H131L130 237L134 238V236H133L134 233L133 234ZM173 233L172 234L166 233V235L169 234L170 236H168V235L166 236L163 234V236H165L167 239L164 240V238H162L161 241L164 240L165 242H167V240H168V243L171 244L173 242V241H171V235H172V238H174ZM257 233H256L255 237L258 238ZM82 234H81V236H82ZM192 234L193 233H191V235ZM195 234H197V233H195ZM195 234L193 236L190 235L192 239L194 236L196 237ZM205 234L206 233H204V235ZM211 234H209V236ZM229 234H231V233L229 232ZM245 234L246 233H244V235ZM227 235H228V232H227ZM227 235H226V238H227ZM237 235H238V233H237ZM239 235L235 236V237H237L236 240L242 241L241 239H238V238L242 237V233H241V237H239ZM178 236H180V235H178ZM217 236H218V238H220V236L218 234H217ZM231 236H232V234H231ZM233 236H234V234H233ZM251 236H252V234H251ZM103 237L104 238L106 237V238L103 239ZM154 237H156V236H154ZM247 237L249 238V236H247ZM263 237L262 238L260 237L259 239H263ZM114 238H115V240H112ZM176 238H177V236H176ZM245 238H246V236H245ZM248 238L246 239L247 242L252 241V239H250V238L248 239ZM69 239H71V240L68 241ZM155 239H157V238H155ZM179 239H178L179 245L177 242H176L177 243L176 245H178V249H182V248L183 249L180 251L181 253L179 251L176 252V254H178V252H179L182 255L178 254L181 257L178 256L179 257V258H177L178 260L175 259V261L177 260V263H175V264L181 263L179 259L183 260V257L185 255H186L185 257H187V259H185V258L184 259H185V262L187 264L188 255L191 254V253L188 254V251H190V249H192V248H190L189 244H191V246H192L193 245L192 242L194 241V239L193 240L189 239V241L190 242L192 241V242L188 243L189 241H187L188 245L185 243L187 246H189L188 247V249L190 248L189 250H187V246L185 247V244H184V247H180V246H183L184 241H183V243L182 242L180 243L181 239L180 240ZM217 239L213 238V239H208V240H212V242L214 240V242H215L214 245H216V243L219 242L218 240H220L221 238L218 240ZM254 239L255 238H253V240ZM256 239L252 243L249 242L250 244H252L251 246H249L245 240V243L247 245L243 242L242 243L243 245H241L243 247L239 246L241 251L238 250V252L235 255H237V257H238V253L239 252L242 253L245 245L247 246V250L249 249V251H250V252L248 251L250 253L249 255H251L250 249L254 248V246H255L254 244H255ZM78 240H79V242L77 243ZM123 240L125 241L126 238ZM158 240H155V241H158ZM172 240H174V239H172ZM199 240H200V238H199ZM215 240H217V242ZM161 241H160V243L159 242L158 243L159 244L163 243ZM231 241H232V239H231ZM126 242L127 243L129 242L128 239L126 240ZM212 242H208V243L213 244ZM90 243H91V245H90ZM114 243L116 245L120 246V247L117 246L119 248V250L116 248V245ZM154 243H156V242H154ZM198 243H197V245L199 247ZM208 243H207V239H206L205 244H207V247L209 246ZM225 243H227V241H225ZM230 243H232V242H230ZM233 243H234V241H233ZM56 244H57V246H56ZM111 244H113V245H111ZM167 244L166 243H165V245L163 244L164 248H165V246L169 247V245H167ZM153 245L156 246V247L152 246L153 249L154 248L160 249V247H161V246L159 247L158 245H155V244H153ZM200 245H201V242H200ZM214 245L213 246L211 245L210 249H212V247H215ZM55 246L57 247L55 250L56 252L54 251ZM60 246H62V247H60ZM105 246H107V245H105ZM146 246H148V245H146ZM172 246H170V247H172ZM225 246H226V244H225ZM230 246H231V244H230ZM235 246H236V244H235ZM235 246H234V248H235ZM248 246H249V248H248ZM150 247L151 246H149V249H150ZM170 247H169L170 251L166 250V248L165 249L161 248L160 251L165 254V257H164V254H162V259H161V257H159V256H161L160 255L161 252H159L158 256H157V257H159V261H157V264L162 263L164 260H165L164 262L170 263V262H168L169 259H167V258L171 257L169 254V252L170 253L172 252ZM207 247L205 246L204 249H207ZM237 247H236V249H237ZM51 248H54V249L52 250ZM93 248H95V247H93ZM97 248H96V251L99 253L100 257L102 258L103 257L101 254L102 251L98 250ZM145 248H143V249L145 250ZM174 248L172 247V249H174ZM257 248H259V246ZM49 249H51L53 251L52 254H49V252L51 251ZM107 249H108V247H107ZM156 249L154 251L152 250L153 252L149 251L148 249L147 250L154 254L155 251L157 252ZM214 249H216V248H214ZM221 249H223V248H221ZM227 249H229L228 246H227ZM236 249L234 251H236ZM260 249L257 250L258 253L260 252ZM66 250H68V248H66ZM66 250L59 249V252H64ZM115 250H113V252H112L113 255L116 254ZM165 250H166V252H165ZM183 250L185 251L184 253H182ZM262 250H264V248ZM105 251L103 250V252H105ZM141 251L142 250H140V252ZM148 251H145V252H148ZM186 251H187V254H186ZM196 251H198V249ZM208 251L209 250H205L203 252V254L207 256V253H209V255H211L212 252L211 251L208 252ZM222 251H224V249ZM228 251L229 250H227V252ZM230 251L226 254L229 255ZM35 252H36V254H37V252H39L40 256L34 255ZM69 252H70V250H69ZM69 252H68V254H70ZM97 252H96V254H97ZM110 252L111 251L105 252V254L109 253V255L107 256V254H106L105 256H107V257H105V256L103 257L104 258L103 262L107 261L109 259H113L111 257L112 253H110ZM199 252H200V250H199ZM205 252H207V253H205ZM245 252L247 253V251H245ZM55 253H56V256L58 254L57 257L55 256ZM152 253H150V254H152ZM241 253H239V257H240ZM246 253H245V256L247 255ZM91 254H90V256H91ZM220 254H223V252ZM252 254H253V252H252ZM84 255L86 258L84 257ZM97 255H95L96 259L98 257ZM166 255H167V257H166ZM262 255H260V256L263 257V259H264V255L263 256ZM62 256H64L63 253H62ZM75 256H78V257H75ZM90 256L88 259H91L93 257V256L92 257H90ZM144 256H145V259H146V256H148V257L152 256L153 257V255L149 256L146 254ZM144 256L142 257V260L144 259ZM154 256H156V255L154 254ZM196 256H198V255H196ZM206 256H204V257L206 258ZM224 256H226V255H223V257ZM47 257H48V259L50 258L52 260V262H51V260L49 262ZM176 257H177V255H176ZM232 257H233V255H232ZM33 258H34V261H33ZM65 258H66V256H65ZM68 258H67V261L65 259L64 262H68ZM77 258L80 260L76 261ZM156 258L153 257V260H150V261H153V263L155 264L156 260L158 259V258L157 259ZM217 258H219V257H217ZM234 258H236V256ZM241 258L242 259H240V258L239 259L245 261L243 259V257H241ZM105 259H107V260H105ZM139 259H141V258H139ZM154 259H156V260H154ZM201 259H203V256ZM201 259H200V263L203 260L205 261V259H203L202 261H201ZM214 259H215V256H214ZM224 259H222L221 261L225 262ZM226 259H227V257H226ZM245 259H246V257H245ZM257 259L260 262L263 261V260H261V258H256L255 260H257ZM59 260H61V259H59ZM71 260H69V262ZM91 260H93V258ZM166 260H168V261H166ZM255 260L253 259L254 262H256ZM72 261H71V263H72ZM90 261H87V262H90ZM98 261H100V260L98 259ZM110 261L112 262V260H110ZM136 261H137V263H140L138 261V259ZM146 261L148 262V260H146ZM150 261L148 262L149 264L151 263ZM234 261H236V260L234 259ZM234 261H231L230 263L234 264L235 263ZM69 262L67 264H69ZM103 262L101 264H103ZM111 262H109L108 264H111ZM194 262H196V259H194ZM212 262H216V261L213 260ZM260 262H256V264L257 263L260 264ZM36 263L37 262H34V264H36ZM57 263H59L58 260H57ZM57 263H54V264H57ZM90 263H88V264H90ZM167 263H163V264H167ZM205 263H207V262L205 261L204 264ZM230 263H228V264H230ZM242 263H240V264H242ZM59 264H61V262ZM64 264H66V263H64ZM78 264H81V263H78ZM83 264H84V262H83ZM122 264H125V262H123ZM135 264H136V262H135ZM141 264H142V262H141ZM143 264H144V262H143ZM182 264H184V262ZM212 264H215V263H212ZM251 264H253V263H251Z\"/></svg>",
	"mask_w": 264,
	"mask_h": 264
},
{
	"label": "rangeland",
	"instance_id": "374dc122",
	"mask_svg": "<svg viewBox=\"0 0 264 264\" xmlns=\"http://www.w3.org/2000/svg\"><path fill=\"white\" fill-rule=\"evenodd\" d=\"M14 1H15V0H14ZM244 1H245V0H244ZM244 1L242 0V2H243V3H242L243 9H244L245 7H248L249 4H252V3H250V2H252L251 0H250V2H249V0H248V2H247V0H246V2L248 3V5L246 6V5H245L246 2L244 3ZM0 2H2V0H1ZM240 3H241V2H240ZM253 3H254V0H253ZM244 5H245V7H244ZM252 6L255 7V4H252ZM250 7H251V6H249V8H246V9L249 10ZM254 7H252V8H254ZM9 8H13V6H11V7H9ZM241 8H242V7H241ZM252 8H251V9H252ZM246 9L244 10V12L247 13ZM252 10H253V9H252ZM252 10H251V11H248L249 13H247L246 15L249 16V14H250V12H252ZM254 10H255V9H254ZM241 11H242V10H241ZM256 12H258V11L256 10ZM256 12H255V13H256ZM258 13H259V12H258ZM258 15H260V13H259ZM258 15H257V16H258ZM258 17H259V16H258ZM248 18H249V17H248ZM258 26H259L258 24L254 23L253 30L250 31V32H252V33L254 32L253 35L255 36V39H254L253 41H251V40H249V39L247 40V38H249V36L251 35V33H250V35H249V27H248V26H247V27H244V30H243L242 27H241V29L239 30L240 33H239L238 30H237L239 27H237V29H236L237 31H236V30L234 31L235 33L238 32V34H240L241 37L238 36V34L236 33V34H237V37H240V39H241L242 42L239 41L240 39H239V40H236V39H235V42H234V43H237V44L235 45V47L233 46L234 48H232V46L230 47V48H232L231 51L234 49V50L232 51V53H234V55H235V53H236L237 56H238V55L241 56V55L243 54V53H241V52H244V54H247V56H248V54H249L248 57H247L246 55L243 56V58L246 57V58H244L245 62L242 60V57L239 58V56H238V60H239V59L241 60L240 64H239V62H238V64H239L240 66L236 63V60H234V57H233V55H232V58H233L232 60L235 61V64H234V63H232V64L235 65V66H236V64H237V66L235 67V66H233V65H232V66L230 65V66L232 67V69H231V71H232L231 73H232V74H230V75H233V72H235V73H234V78H235V76H236V75H235V74H236V71L240 69V70H239L240 72L238 71L239 74H237V75H239V77H238V76H237V77H238V79L240 80V81L238 80L240 83H239V82H236V84H234V86L232 85L233 88H232V86H231L230 89H227V90H229V91H227V90H226V86L228 87V85H226V83H227V82H226V83L224 84V90H223V89L220 87V84H219V83H221V80H220V79H222V81H223L224 77H226V74L223 73V70H224V69L227 70L228 67H227V69H226V68H223V67L220 68V70L222 69V70H221L222 72H221V71L218 72L217 69H219V68H217V69H216L217 72H218L217 75H219V73L222 74V75H220L221 77H219L220 79H219V81H217V82H219V83L217 84L218 86H216L215 83H217V82H215L214 80H213V81H214L215 83H214L212 86H213V87L216 86L217 88L219 87L220 89L218 90V94L221 93L220 90H223V91H222L223 94H221V95H219V96H216V95H217V94H216V93H217V89H216V88H215V90H214L213 92H211V94H206V93H205V92H206L205 90H208V89H207V88H204L205 90H203L202 94H203V93H205V94L200 95L201 99H202V97H204V95H205V98H207L208 96L212 97V98H210V99H212V100L209 99V100L211 101L210 103H208V100H207V103H208L209 105H207L208 107H206V108H204L205 104H204V106H202L203 104H201V106H202L203 108L200 106V103H201V99H200V98L197 100L198 102H196V99H195V98H194V99L192 98L193 100H195V102H194V106H195V107L192 106V105H193V102H192V99H191L190 102H189L188 104H186L185 106H183V107H182L181 104H179V106L181 105L182 109L185 107V108H184L185 111L182 110V109H179V108H174V109H176L175 112H176L177 109H178V112H176V114L174 113V109H173V107H174L175 105L178 106L176 100H179L180 97H178V95L181 96V91H182V89H183L182 86L185 85L184 83H182V86H181V83H180V82H184V80H185V81L190 80V79H192V77H193V76H192L190 79H187L188 77L191 76V75L189 74V72L187 73L189 76L187 75L186 78H183V79H182V78L180 77L182 74L186 76V74H184V71L187 72L186 69L181 68L182 61H180V60L178 61V62H181V65H180L179 63H175V64H174V65H176L175 68H177L178 65L180 66V69H181L182 74L180 73V75H178L179 72H178L176 75L172 73V77H170L169 75H171V74H169V73H165L164 75H167V77L164 76V75H163V77H166V80H167V81H165L166 83L163 81V78H162V81L160 80L161 78L159 79V80H160L159 82H158V80H157V82L160 83V84L164 87V89L166 88L164 85H166L167 83H168V87H169V89H172V87L176 84V86L179 87V88H177L176 86H175V87L177 88V90H178V89H179V90L177 91L176 89H174V90L172 89L173 92H174L175 94L172 93V92H171L172 90H169V89H167L168 92H167L166 90H163V91L161 90V91H159V90H160V89L158 88L159 85H158V83H156V81H155L156 79L153 78V79H154L153 81H155V84L157 85V86L155 85L156 88H157V90L159 89V90H158L159 92L156 93V95H157V94L159 95V96H158V99L160 98V95H163V94H164V96H163L164 98H160V99H162V100H160V99L158 100L159 103H160L161 101H163L164 103H163V102H161L160 104L158 103L159 106H161V104H162V107H161V109H159V107H158V108L156 107L157 110H155V112H157V113L154 114V115H156V116L159 118L158 121H159L160 123L156 120V119H158V118L155 117L156 119H155V120L153 119L151 125H148V124H150V122H147V121H146L147 124H144V123H146V122L144 121L143 124H144V126H145V125H146V126H145L144 128H142L143 125H142V126H140V125H141V121H142V120H145L144 117H143V119L138 123V126L141 127V128H140V127H139V128L142 129V130L139 132L140 129L137 128V130L139 129V130L137 131V132H139V134L137 133V136H136V137H138V141H139V139H140V137H139L140 134H141L144 130H146L144 133H142V134H144V135H141V136H142L141 139H142L143 137H146V138H147V139L144 138V140L146 139V141H147L148 143H150V147L152 146V149L150 148V149L152 150V152H150L151 150L149 149V146L147 145L148 143L146 144L147 147H146L145 144H143V141H144L143 139H142V142H141V140L139 141V142H140L139 144H140V145H141V144L143 145V147H142V145H141V147H142L141 149H142V150H139L140 147L138 148V145H139V144H137L138 141L135 140L136 138L133 139V140L131 141V145L133 144L134 147L131 146L130 143L127 144V145H129L130 147L127 146V145H123V146H122L123 142H122V144L120 143V145H119V143H118V146H120V147H118V146H117V142L120 141V140L118 141V139H116V138H118V137H116L115 140H113L114 142L112 141V142L114 143V145H115L114 149L116 150L117 147L119 148V149H118V153L122 152L121 149H123V147H124V148H125V147H129V148L133 147V148H131V150H130L129 148H127V149H129V150H127V151H126V150H123V151L126 152V154H123L124 152H122V154H123L122 157H124L125 155H129L130 151H131V153H132V149H135V152H136V156H135L136 158H134V157L132 156V155H134L135 153H134V154H133V153H132V154L130 153L131 157H129V159H130V158H132V159L134 158V159H133V160H134V161H133V164H131L132 161H130V160H129V162H128V160H127V159H128L127 156H126V159H125V157H124V159L126 160V161L124 162V167L127 166V168L125 167L124 169L127 170L129 166H130L129 168L132 169L131 166L133 165V167L135 166V168H134L135 170H134V172L132 173L133 175L131 174L132 176H131L130 174H127L128 176H126V177H127V180H128L129 183H127L128 185L125 186V188L123 189V191H121L122 189L120 190V191H121V192H119L120 195L118 194V195L120 196V197L118 196V199H120V200L123 199V196H125V195L127 196V193H125V192L128 191L127 188L131 189L129 185L132 186V184H134V181H133V180H135L134 178H136V176H138V174H141V173H140V170H143V167L141 168V166H144V169H145V168H146V167H145L146 164L149 165V164L151 163V162H150L151 160H152V163H153V161L155 160V161H154V169H153V167H152V166H153L152 163H151V164H152V165H151L152 168H150V167H148V168H149L151 171H155L154 173H150L151 171H150L149 173L151 174L150 177H152V175H154V177H155L156 179L154 178V180H153V177H152V178H151V179L153 180V181H152L151 179H148L149 176H148V175H145L144 173H143V175L147 176V178H144L143 176H142V178H143V179L151 180L149 186L151 187V186L153 185V189H154V185H155V184H157V185H155V189H154V190H152V187H151V189H150L149 186H145V187L143 186L145 189H146V187H148L150 190H152V192L147 188V189L150 191V192L148 193L146 190L144 191L143 188H142V192L144 191V194L140 191V193H141V194H140V197H141V195H143V197H141V198L139 197L140 199L143 200V202H142V200H141V203L144 204V202H145V205H147L146 208L149 209V210H147V212H148L149 214H147V212H146V210H145L146 208H144V209L142 208V209L145 210V211H143V210L140 208L142 204L139 202L140 205H138V208H135V209H138V210H136L135 212L132 211V212H134V213H136V212L138 213V212H139V213H138V218H139V220H138V218H137V221H138V222L136 221V219H135L136 216H137L136 214H135V215H132V217L135 216L134 219H133L132 217H131L132 219L129 217V219H130L131 221L129 220V223H128V224H130V223L132 222V224H130V226L127 225L128 227H130V228H129L130 231H129L127 227H126V228L122 227L123 224L126 222V221L124 222L122 219H126V217H125L126 214H125V213H128V212H127V209L129 208V205L132 204V202H131V204H130V200L127 199V198H129V197L131 196L130 194H131V191H132V190H131V191L129 190L130 192L128 191V192H129L128 194H129L130 196H128V197L126 198V201H128V202H127V203H128V208H125V207H127V203H125V204H124V205H125V206H124V209H123V206H121L122 209H119L120 205H118V204H120V203H119L120 200L116 199V197H115L114 199L117 200L118 202L115 201V200H113V201H115V205L112 206V205L114 204V202H113V203L111 204V208H112V207H113V208L111 209V208L109 207V211L107 210L108 212L104 213L105 215L103 214L102 219H103L104 221L101 220V223H102V224H101V223H98V224H101V225H99V227L101 226L100 229H102V228H103V229L100 230V231H101V232H100V231H98L99 228L97 227V229H98L97 232L94 233V230H93V233H94L95 235H92V237H90V238L88 237V238L90 239L89 241L91 242V241H92V238H93L94 236H97L96 234H97L98 232H99V234H98V236L96 237V240H97V238H98L99 236H101V233H102V236L106 235V234L103 233V232L107 231L108 229H109V230L112 229V228L114 227L113 225H116V224H117V221H118L119 218H120V216L118 215V213H120V214H121V218H120V220H122L123 223H122V222H120L121 224L118 223V224H120V225H117L116 227L118 228V226H119V228H120V226L122 225V226H121V227H122L121 229L124 228L123 230H124L126 233H128V234H125V233L123 232L122 235H123L124 237H123L122 235H121V236H122L123 239H125V238H126V240L128 239L129 242L127 243L126 240L124 241L122 238L119 239V237H118V241L115 240L116 237H115L114 239H112V240H115V243L119 244L120 246H121V244H122V243L120 244L121 240L123 241V243L125 242L124 247L122 246V247H121L122 249H120V250H119V248L117 247V246H119V245H116V244L114 243V244L116 245V248L120 251L119 253H118L115 249H113V248H115V246H111V247H109L110 244H107V243L105 242L106 244L104 243V245H103L104 247L101 246V248L105 251V250L107 249V247H108V249L106 250L107 252L111 251L110 253H112L113 250H115L116 252H115V251H114V252H115L116 254L113 255V253H112L113 256L111 255V257H112L113 259H109V260L105 259V260H107V261H104V262H103V260H104L103 257H104L106 254H107V256H108L109 253H106V254H105L106 251L103 252V250L98 249L99 247H98V244H96V242L98 243V242L102 239V236L98 238L99 241H98V240L96 241L95 238H93L95 242L93 241L94 243L92 244V246L95 247V248L92 247V249H93V250H92L91 247H90V251H88V252H91V251H92L91 253H92L93 255H92L91 253H88L89 255L86 256V257L89 258L90 254H91L90 257L93 256V257H92L93 260H91L92 258H91V259H88V258H87L86 261H83L84 264H88V263H90V262H91L92 264H93V263H94V264H98V263L101 264L102 262H103V264H104L105 262H106L105 264H108L109 262H111L110 260H112L111 264H122L123 262H125V264H135V262H136V264H141V262H142V264H143V262H144V264H149L148 262H149L150 260H153V257L156 258V257L158 256V253L161 252V251H160L161 248H162V249H165V248H166V250H169V251H170L169 247L172 246V245H173L172 247H173V248L175 247L177 250H176L175 248L172 249V247H170L171 250H172L171 253L169 252V254H170L171 257H170V258H167V259H169V261L166 260V261H168V262H170V263L164 262L165 260H164L162 263H160V262H159V263H160V264H163V263H167V264H173V263H174V264H175V263H177V260H178L177 258L181 257V256H179V255H182V254H180V253H181L180 251L183 249V248H182V249H178V245H179V243H178V239H179V238L181 239V240L179 239V240H180V243H181V242L183 243V241H184L183 246H180V247H184V244H185V243H186L187 245H188V243H191L192 241L190 242L189 239H191V240L194 239V241L192 242L193 245L191 246V244H189L190 248H192V249L189 248L190 251H188V254H190V253H191V254L188 255V261L186 260V261H187V264H199V263H200V259L202 258V256H203V259H205V261L207 262V263H205V264H210V263H211V264H212V263H215V264H216V263H217V264H220V263H221V264H223V263H224V264H228V263H230L231 261H234V259H235L236 261L238 260L237 262L234 261L236 264H238V263L240 264V263H242V262H243L242 264H251V263L256 264V262H260V261H258V259L255 260L256 258H261V260H263V261L260 262V264H264V259H263V257L260 256V255H262V254L264 255V250H262V249L264 248V237H263V236H264V232H263L262 234H260V235L257 233V232H259V231H258V230H259L258 227L261 226V225L263 224V221H264V215H263V214H264V205H262L263 202H264V183H263V182H264V177H263L264 175H262V173L264 172V98H262V96L264 97V93H263V92H264V78H262V77H264V76H262V75H264V58H263L264 53H262V51L259 52V50H262V48H261V49H260V48L258 49V47H259V45H260L261 43H262L261 46L264 48V30H263V28L261 29L260 26H259V27H258ZM257 27H258L259 29H258ZM233 29H234V28H233ZM233 29H232V30H233ZM230 31H231V30H230ZM234 32H233V33H234ZM243 33H244V34H243ZM241 34H243V36H242ZM227 35H228V33H227ZM231 35H233V34H231ZM231 35H230V36H231ZM260 35H261V36H260ZM230 36H229V35L226 36V39H227L228 37L230 38ZM244 36H245V37H244ZM246 36H247V37H246ZM237 37L235 36V38H237ZM229 38H228V39H229ZM243 38H244V39H243ZM245 39H246L247 41H246ZM260 39H261V40H260ZM262 39H263V41H262ZM243 40H244V41H243ZM257 40H258V41H257ZM227 41H228V40H227ZM250 41H251V43H252V42H253V43L251 44ZM256 41H257V43H256ZM261 41H262V42H261ZM225 42H226V41H225ZM247 42H248V43H247ZM231 43H232V41H231ZM234 43H233V44H234ZM238 43H239L240 45H238ZM249 43H250V44H249ZM228 44H229V43H228ZM247 44H249V46H250V45H251V46L249 47ZM224 45H225V44H224ZM245 45H246V47H245ZM261 46H260V47H261ZM238 47H240V48H238ZM242 47H243V48L245 47V49H243ZM247 48H248V49H247ZM251 48H252V49H251ZM241 49H243V51H241ZM238 50H239V51H238ZM253 50H254V51H253ZM256 50L259 52L258 55H257L258 52L256 53ZM231 51H230V52H231ZM237 51H238V52H237ZM247 51H248L249 53H248ZM251 51H253L254 53L252 54ZM263 51H264V50H263ZM222 52H223V53H222ZM220 53H222L221 56H222V55H224V57L226 56V59L223 60V61L226 62V63L224 64L223 61H222V63H223L224 65H226L227 63H230V62H227V61H229V57H231V54H230V56H229V55L227 56V54H224V51H220ZM220 53H219V54H220ZM240 53H241V54H240ZM260 54H262V55H260ZM253 55H254V57H253ZM255 55H256V56H255ZM259 55H260V56H259ZM221 56H218L217 59L219 58V60H221V59H220V58H222ZM235 56H236V55H235ZM249 57H250V58H249ZM255 57H257V59H256ZM259 57H260V58H259ZM227 58H228V60H227ZM248 58H249V59H252V60H249ZM253 58H255L256 61H254ZM217 59H212V58L210 59V58H209L208 60H210L213 64H212V63H207V64H208V67H209L211 64L214 66V62H213V61H215V60L217 61ZM235 59H237V58L235 57ZM208 60H207V61H208ZM212 60H213V61H212ZM219 60L217 61L218 64L215 63V64L219 65L218 67H220L219 62L221 63V61H219ZM225 60H227V61H225ZM240 60H239V61H240ZM259 60H261L262 62H261V61L259 62ZM230 61H231V60H230ZM234 61H233V62H234ZM251 61H254V62H251ZM208 62H209V61H208ZM231 62H232V61H231ZM257 62H258V64H256ZM185 63H186V62H183L184 65H186ZM222 63H221V65H222ZM252 63H253V64H252ZM209 64H210V65H209ZM247 64H248V65H247ZM251 64L254 66V68H252V69H251ZM262 64H263V65H262ZM212 65H211V67H212ZM227 65H228V64H227ZM243 65H244V67L242 68ZM230 66H229V69L231 68ZM238 66H239V67H238ZM247 66H248V67H247ZM253 66H252V67H253ZM255 66H256V68H257V71H256V72L254 71V70L256 69ZM260 66H261V67H260ZM182 67H183V65H182ZM211 67H210V68H211ZM224 67H225V66H224ZM234 67H235V69H233ZM237 67H238V69H237ZM246 67H247V68H246ZM259 67H260L259 71L261 70V72L258 71V68H259ZM214 68H216V66H214L213 69L211 68V69H209V70L213 73ZM182 69H183L184 71H183ZM229 69H228V71H227V76H228V78H229V76H230V75H228V74L230 73V72H229V71H230ZM236 69H237V70H236ZM243 69H244V70L246 69V71H245L246 73H247L248 71H249L250 73H252V71H253V73L251 74L252 78H253V76H255V75L257 74V75H256V79H257V80H255V78L252 79V78L250 77V75H248V74H250V73H248L247 75L244 74L245 76H247V79H248L245 83L247 84V83L249 82V84L246 85V84L243 82V79H246L245 76H244L245 78H243V74H242V70H243ZM247 69H248V70H247ZM250 69H251L252 71H250ZM253 69H254V70H253ZM176 70H177V69H176ZM212 70H213V71H212ZM235 70H236V71H235ZM228 72H229V73H228ZM258 72H259L260 74H259ZM254 73H255V75H253ZM168 74H169V75H168ZM191 74H192V73H191ZM209 74H210V73H208L207 75H209ZM223 74H224L225 76H223ZM258 74H259V76H258ZM174 75H175L176 77H175ZM217 75H215V76H217ZM168 76H169V77H168ZM185 76H183V77H185ZM213 76H214V73H213ZM213 76H212V74H211V75L208 76V77H211V78H212ZM215 76H214V77H215ZM222 76H223V77H222ZM177 77H178V78H177ZM214 77H213V79H214ZM237 77H236V79H237ZM248 77H250V78H248ZM158 78H159V77H158ZM167 78H168V79H167ZM170 78H171V79L174 78V79L172 80L173 83L171 82V80H169ZM179 78H180V79H179ZM215 78H216V77H215ZM226 78H227V77H226ZM226 78H225V80L227 81L228 78H227V79H226ZM231 78H233V77H230L229 79H231ZM175 79H176V80H175ZM178 79H179V80H178ZM216 79L218 80V76H217ZM236 79H234V82L236 81ZM251 79H252V80H251ZM177 80H178L179 83L177 82ZM206 80L208 81L209 78H206ZM206 80H205V81H206ZM210 80L212 81V79H210ZM210 80L208 81L209 84L212 83ZM249 80L251 81V83H250ZM258 80H259L260 82H259ZM261 80H262L263 82H262ZM231 81L233 82V79H231ZM231 81H230V83H231ZM254 81H255V82H254ZM170 82H171V85L174 84V85H172L171 88H170ZM187 82H188V81H187ZM187 82H185L186 85H187ZM208 82L206 83V85L208 84ZM210 82H211V83H210ZM234 82H233V83H234ZM252 82H253V83H252ZM261 82L263 83V85H262ZM177 83H178L179 86L177 85ZM204 83H205V82H204ZM230 83H229V86L231 85ZM237 83L240 84V89H241V91H240L239 88L235 87V85H237ZM242 83H243L244 85H243ZM256 83H257V84L259 83L258 86H259V85H262L260 89H259L260 86L257 88V86H256L257 84H256ZM209 84L207 85V87L209 86ZM222 84H223V83H221V85H222ZM227 84H228V83H227ZM239 84H238V87H239ZM255 84H256V85H255ZM161 85H160V88L162 87ZM186 85H185V86H186ZM203 85H204V84H203ZM203 85H202V86H203ZM242 85H243L244 87H243ZM245 85H246V86H245ZM185 86H184V87H185ZM204 86H205V85H204ZM212 86H210V87H212ZM249 86H251V87L249 88ZM254 86H255L256 88H255ZM163 87H162V88H163ZM205 87H206V86H205ZM210 87H208V88H210ZM222 87H223V86H222ZM245 87H246V88H245ZM247 87H248V88H247ZM253 87H254L255 89H257V90H256V91H255V89L253 90V89H252ZM262 87H263V88H262ZM173 88H174V87H173ZM200 88H201V86H200ZM228 88H229V87H228ZM234 88H237V89H236L237 91H238V89H239V91H238L239 94H237L238 97L236 96V92H237L236 90H235L236 92H234L233 95H232V93H233L234 90L232 91V93H230L231 90L234 89ZM242 88H243V89H242ZM185 89H186V87H185ZM198 89H199V88H198ZM211 89H213V88H211ZM211 89H210V90H211ZM261 89H262L263 91H262ZM200 90H201V89H200ZM200 90H199V91H200ZM243 90H244V91H243ZM247 90H248V91H247ZM249 90H251V91H249ZM259 90H261V93H260ZM184 91H185V90H184ZM199 91H198V92L196 93V95H195L196 98H198V95H197V94L199 93ZM208 91H209V90H208ZM219 91H220V92H219ZM161 92H162L163 94H162ZM164 92H165V93H164ZM169 92H170V93H169ZM228 92H229V94H231L230 96H229ZM238 92H237V93H238ZM244 92H247V93L244 95ZM249 92H250V93H249ZM255 92H259L261 95H262V94H263V95H262V96L260 95V96H261V98H260L259 94H258V93H255ZM159 93H160V94H159ZM208 93H210V92H208ZM168 94H169V95H168ZM171 94L174 96V99H173V96H172ZM184 94H185V92H184ZM184 94L182 93V95H184ZM200 94H201V93H200ZM241 94H243L245 98L242 97L243 95L241 96ZM249 94H250V95H251V94H255V96H256L257 98H258V97L260 98V99H259V98H258V99L255 98V100H254V103H255V106H256L257 109H256L255 106L253 105V104H254L253 102H252V104H250V106H249V104H248V106L245 105V106H247L246 109H245V107L243 106V105L246 103V101H248L247 103H250L251 97H254V96L251 95V97L248 98ZM256 94H257V95H256ZM165 95H166V96H165ZM170 95H171L172 97H171ZM226 95H228V96H226ZM195 96H194V97H195ZM215 96L218 97V98H219L220 96H222V99L219 98V99H221V102H222V103L219 101V99H218V103H217V101H216L217 99L215 98ZM239 96H241V97H239ZM228 97H229L228 100L230 101V99H231V101H230V102L228 101V102L226 103ZM236 97H237V98H240V103H238V104H237V102L239 101V99L237 100ZM246 97H247L248 99H250V100H248ZM205 98H203V100H204ZM214 98H215V99H214ZM242 98H244L243 101H242ZM163 99H164V100H163ZM172 99H173V101H175L174 103H173L172 101H170V100H172ZM175 99H176V100H175ZM207 99H208V98H207ZM245 99H247V100L245 101ZM252 99H254V98H252ZM199 100H200V101H199ZM214 100H215V101H214ZM235 100H236V101H235ZM257 100H258V101H257ZM169 101H170V102H169ZM204 101H205V100H204ZM204 101H203V102H204ZM241 101H242V102H241ZM252 101H253V100H252ZM255 101H256V102H255ZM262 101H263V103H262ZM165 102H166V103H165ZM171 102L173 103V105H171V104H172ZM205 102H206V101H205ZM215 102L217 103V105H218L219 103L222 104V106L219 104V105H220V108H219V110H217V112H216V109H217L216 107H217V106H216V103H215ZM243 102H244V103H243ZM257 102H259L258 106H257ZM260 102H261V103H260ZM169 103H170V104H169ZM175 103H176V104H175ZM214 103H215V104H214ZM247 103H246V104H247ZM174 104H175V105H174ZM190 104H191V105H190ZM197 104H198V105H197ZM213 104L215 105V107L213 106ZM227 104L230 105V108L227 107V106H228ZM233 104H234L235 108H233V107H234ZM236 104H237V105H236ZM163 105H164V106H163ZM241 105H242V106H241ZM251 105H253L254 108H250ZM189 106H192L191 108H192L193 110H192ZM196 106H198V107L201 109V110H199V112H198V114H199L200 111H201V114H199L200 119L197 118L198 115L195 116V115L197 114V113H196V112H197V109H196L197 107H196ZM232 106H233V107H232ZM163 107H165V108H163ZM168 107H172V108H170V110L172 109L173 112L170 111V110H167V109H169ZM175 107H176V106H175ZM186 107H187V108H186ZM213 107L216 108V109H213ZM226 107L229 109V111H228V109H227ZM236 107L239 108V110H238ZM241 107H242V108H241ZM262 107H263V108H262ZM188 108H190L191 110L188 109ZM258 108H259L260 110H259ZM165 109H166V110H165ZM194 109H195V111H194ZM210 109H212V112H214V110H215V113H214L215 115L210 111L211 113H210V114L207 113L208 115H206V118L204 119V117H205V116H204L205 113L208 112V110H210ZM241 109H245L247 113H244L245 110H244L243 112H241V111H242ZM248 109H249V110H248ZM250 109H251V112H249ZM252 109H253V110H252ZM147 110H148V108H147ZM147 110L145 109V111H147ZM159 110H160V111H159ZM179 110H180V112H181V110H182V112H183V111H184V112H183V114L181 113V114H179V116H178L177 114L179 113ZM189 110H190L191 113H188ZM202 110H203V111H202ZM230 110H231V111H230ZM232 110H233V111H232ZM237 110L240 111V112L238 113ZM254 110H255V111H254ZM258 110H259V112H258ZM148 111H149V110H148ZM158 111H159V113H158ZM161 111H162V112H161ZM168 111H169V114H168V113L166 114L165 112H168ZM193 111H194V112H193ZM222 111H223L224 113H223ZM225 111H226V112H225ZM234 111H236V112H234ZM171 112H172V114H171ZM230 112H232V115L234 114V116L231 117V113H230ZM252 112H254V114H253ZM256 112H257V114H256ZM146 113H147V112H145V114H146ZM148 113H149V112H148ZM163 113L166 114V115H168V116L171 114V116H170V117L165 116ZM187 113L190 114V115L192 114V116H193V117L195 116L196 119H195V118H192V116L190 117ZM194 113H195V115H193ZM221 113H222V114H221ZM237 113L239 114V117H238V114H237ZM160 114H162L163 116H165V118L168 117V118H167L168 120H166V121L168 122V121L170 120V122H168V124L171 123V126H172V127L170 126V124L168 125L167 123H165V122H166L165 119H163V116H162V115H161V117H160ZM173 114H174V115H173ZM227 114H228V117H227ZM235 114H237V115H236L237 118L235 117ZM244 114H246V116H247V114L250 115V118H251V119L249 118V116L247 117V120H246V119H245V120L242 119V116H240V115H243V116L246 118V116H245ZM172 115H173V117H172ZM181 115H182V117H181ZM184 115H185V117L188 116V117H186V118H189V119L187 120L186 118H184ZM200 115H201V116H200ZM202 115H203V117H202ZM212 115H213V117L211 118ZM220 115H221V116H220ZM224 115H226V116H224ZM253 115H254V116H255V115H258V116H255V117L253 118V117H251V116H253ZM145 116H146V115H145ZM175 116H176V117H175ZM216 116H217V117H216ZM259 116H260L261 118H260ZM146 117H148V116H146ZM171 117H172V119H171ZM201 117H202V118H201ZM215 117H216V121H215ZM225 117L230 118L232 122H230V119H227L228 121L225 119V120L227 121V122H226L227 124H226V123H225V120L223 119V118H225ZM183 118H184L185 120H187V121H186L187 123L185 122V123L183 124V121H185ZM191 118H192V119H191ZM209 118H210V121L208 122ZM217 118L219 119V121H218ZM238 118H241V120L238 119ZM248 118H249V119H248ZM146 119H147V118H146ZM161 119H162V121H161ZM175 119H176L178 122H177ZM178 119H180V120H178ZM190 119H191V120H190ZM193 119H195V120H193ZM198 119H199V121H198V125H197V128L195 127L196 130L194 131L195 128L192 129V128H193V127H192V126H193V123H192L191 121H197ZM232 119H233V120H232ZM237 119H238V121H237ZM256 119H258V120L255 121ZM223 120H224V122H223ZM239 120L242 121V122H244L245 124H244V123H243V124H240V121H239ZM259 120H260V122H259ZM155 121L158 122L157 126H156V123H157V122H155ZM174 121H175V123H174ZM214 121H215V122H214ZM154 122H155V123H154ZM161 122H162V123L164 122L163 125L161 124ZM190 122H191V124H190ZM220 122H221V124H220ZM233 122H234L235 124H236V122H237V123L239 122V124H236V125H238V127H241L242 129L238 128L235 124H234V125H235V126H234V125L232 124ZM242 122H241V123H242ZM255 122H256V124H255ZM258 122H259V123H258ZM153 123H154V124H153ZM209 123H210V124H209ZM213 123H214V124H213ZM222 123H225V124H226V126H224V129H225V128H226V129H227V128L229 129L230 126H231V127H233V129L231 128V130H230V129H229V130H230V131L233 130L232 133H233L234 131H235V132H234L233 134H231V132H230L228 129H227L228 131L225 129V131H226V132H225V131H220V128H219V131H220V132L218 131L219 134L217 133V136L214 134L215 137H211V135L216 131V130H214V129H217L220 125H221V129H222V127H223ZM250 123H252V124H250ZM152 124L154 125L153 127H154L155 130L153 129ZM165 124H167V125H165ZM180 124H182V125H185V124H186V125H185V128H183V127H184V126H183V127H181V128H183V129L180 130V127H179V126H182V125H180ZM196 124H197V123H196ZM196 124H195V125H196ZM216 124H217V125H216ZM219 124H220V125H219ZM249 124H250V125H249ZM253 124H254V125H253ZM161 125H162V128H164V129H166V127L169 126V127H168L169 129L167 128V129H168V133H167V134H170V137H171V135H172V137H173V138L171 137L172 139H170L167 135H165L166 133H165V132L163 131V129L161 128ZM164 125H165V126H164ZM189 125H191V126H189ZM195 125H194V126H195ZM147 126H148V127H147ZM150 126H151V127H150ZM159 126H160V127H159ZM175 126H176V127H175ZM187 126H188V127H187ZM250 126H251V127H250ZM149 127H150V128H149ZM155 127H156V128H155ZM158 127L161 128V130H160ZM170 127H171V129H170ZM190 127H192V128H190ZM206 127H207V128H206ZM236 127H237L239 130L236 129ZM253 127H254V128H253ZM176 128L179 129L181 132L178 131ZM186 128H187V129H189V128L192 129V130L194 131V135L191 134L190 131H188V130H187L186 132H187V133L189 132V134H191L192 136H191V135H186L187 133H186L185 130H184V129H186ZM252 128H253V129H252ZM147 129H148L149 131H152V130H153L152 132H154V134H155V132H156L157 135H156V134H155V135H152V133L149 132V131H148L149 133H147ZM150 129H151V130H150ZM156 129H157V130H156ZM167 129H166L165 131H167ZM175 129H176V130H175ZM190 129H189V130H190ZM204 129H205V130H204ZM246 129H248V130H246ZM251 129H252L253 131H252ZM159 130H160V131H159ZM182 130H183V131H182ZM192 130H191V131H192ZM206 130H207V132H206ZM241 130H242V131H241ZM250 130H251V131H250ZM169 131H170V133H169ZM193 131H192V133H193ZM204 131H205L206 133H205ZM160 132H161V134H160ZM171 132H172V134H171ZM175 132H177V133L179 132V134H177V136H175V134H176ZM223 132H224V133H223ZM158 133H159L161 136L158 135ZM182 133H183V135H185V137L182 136ZM199 133H201V135H198ZM225 133L228 134V135H226ZM236 133H237V136H238V137L236 136ZM243 133H244V134H243ZM249 133H250V134H249ZM146 134H147V135H146ZM163 134L165 135L164 137L167 136V137L169 138V140H171V144H170V141L167 140V139H168L167 137H166V140H167V141H166V140H161V139H160V138L163 136ZM220 134H221V135H220ZM223 134H224V136H223ZM229 134H230L231 136H230ZM242 134H243V136H242ZM247 134H248V136H247ZM145 135H146V136H145ZM149 135H150V136H155V137H153L154 140L151 139V137H150ZM179 135H181V136H179ZM219 135H220V136H219ZM232 135H233V136H232ZM239 135H240V136H239ZM245 135H246V136H245ZM148 136H149V138H148ZM158 136H159V137H158ZM206 136H207V137H206ZM212 136H213V135H212ZM218 136H219L220 138H219ZM221 136H223V137H225V138H223V137H221ZM228 136H229V137H228ZM175 137H178V138H175ZM179 137H180L181 139L186 138V139H184V140H186V141H184V142H183V140L181 141V142H183V145H180V144H182V143H180L179 140H181V139H180ZM200 137L202 138V140H201ZM205 137H206V138H205ZM217 137H218V138H217ZM226 137H227V138H226ZM242 137H243V138H244V137L247 138V139L245 138L246 140L244 139L245 142H244V140L242 141V139H243ZM158 138H159V139H158ZM174 138H175V139H174ZM187 138H189V139L187 140ZM204 138H205V139H204ZM212 138H213V140H210V139H212ZM216 138H217V139H216ZM232 138H237L238 140H237V139H234V140H233ZM150 139H151V142H149ZM155 139H156V140H155ZM162 139H164V138H162ZM173 139H174V140H173ZM176 139H177V140H176ZM196 139H197V140H196ZM214 139H216V141H215ZM224 139H225V140H224ZM228 139H229V140H228ZM103 140L105 141V139H103ZM103 140H102V141H103ZM159 140H160V141H159ZM209 140L211 141V143H208V145H207L206 143H207V142H210ZM221 140H222L223 142H222ZM231 140H233V141H231ZM235 140H236V141H235ZM106 141H107V140H106ZM136 141H137V142H136ZM146 141H145L144 143H146ZM153 141H154V142H153ZM164 141L167 142V143L165 144ZM173 141H176V142L173 143ZM193 141L198 142V143H195V142H193ZM218 141H219L220 143H219ZM225 141H226V142H225ZM230 141H231V143H228V144H229L228 146H230V144H231V145H232L231 147H233V148H232V149H231V147L228 148V149H227L228 152L226 151V152H227V155H226V152H224V151L226 150L225 148H227L228 146H227V147H225V146L227 145V142H230ZM241 141H242V143H241ZM107 142H108V141H107ZM132 142H134L135 144L132 143ZM152 142L154 143V145H155V142H156V146L151 145V144H153ZM158 142H159V143H158ZM168 142H169V143H168ZM185 142H186V143H185ZM188 142H189V143H188ZM199 142H200V143H199ZM213 142H216V143H214L215 145L213 144ZM243 142H244V143H243ZM113 143L110 144V142H109V145L107 146L108 148L104 149V152H106L105 154H107V152H109L108 149L111 150V148L114 146ZM175 143H177V144H175ZM179 143H180V144H179ZM190 143H191V144H190ZM194 143H195L196 145L199 144L200 146H197V149L192 150L194 147H196ZM217 143H219V145H218ZM224 143H226V145H225ZM234 143H235V145L238 144L237 148H236V146H233ZM103 144H104V142H103ZM103 144H102V146H103ZM107 144H108V143H105L104 146H106ZM157 144H158V145H157ZM159 144H160V145H159ZM167 144H168V145H167ZM205 144H206V146H205V147H206V148H205V151H206V152H207L210 148H211L210 150H212V151L215 150V149L217 150V147H218V150H217V151H219L220 153L217 154V151H215V152L213 151V152L215 153V154H214V153H213L212 151H210V150H209L207 153H206L205 151H203V150H202L203 152L200 151V149L203 148V145H205ZM211 144H212L213 149H212V147H211ZM220 144H221V145H220ZM110 145H112V147H110ZM161 145L163 146V148H162ZM166 145H167V146H166ZM170 145H172V146L174 145V146L171 148V147H169ZM179 145H180V147H179ZM190 145H191V146H190ZM104 146H103V147H104ZM121 146H122V147H121ZM158 146H159L160 149H159V148H157V149H159V150L161 151V155H160V156H159L160 151H159V150H156V147H158ZM175 146H176V147H175ZM187 146H188L189 149L187 148ZM189 146H190L191 148H190ZM219 146H220L221 149H224L223 152H222V150L219 148ZM223 146H224L225 148H224ZM109 147H110V148H109ZM181 147H182V148H181ZM183 147H184V148H183ZM198 147H199V148H198ZM214 147H215V148H214ZM146 148H148L149 151H148ZM161 148H162V150H161ZM166 148H167V149H166ZM168 148H169V149H168ZM170 148H171V149H174V150H173V153L175 152V150H176V152L179 150L177 153L175 152V153L177 154V157H176L175 153H174V154L172 153V151H171ZM178 148H179V149H178ZM125 149H126V148H125ZM164 149H166V150H164ZM181 149H184V150H181ZM186 149H187V150H186ZM203 149H204V148H203ZM206 149H208V150H206ZM153 150H154V151H153ZM167 150H170L169 152H170L171 154H167V153H169V152H165V151H167ZM185 150H186V151H190V150H191V151L188 152V153L186 152V153L188 154V155H187V154L185 153ZM231 150H232V151H231ZM111 151H112V153L116 152V151L113 152V150H111ZM133 151H134V150H133ZM147 151H148L149 154L147 153ZM155 151H156V152H155ZM162 151H163V152H162ZM181 151H182V152H181ZM194 151H195V154H194ZM199 151H200V153H201L200 155L198 154ZM229 151H230V154H231V155L228 154ZM255 151H256V153L258 152L259 154H258V153L256 154ZM260 151H261V153H260ZM154 152H155V153H154ZM204 152H205V153H204ZM221 152H222V153H221ZM232 152H233V153H232ZM110 153H111V152H110ZM116 153H117V152H116ZM118 153H117V154H118ZM146 153H147V154H146ZM153 153H154L155 155H156V154H157V155L155 156ZM192 153H193V155H192ZM202 153H203L205 156H204ZM212 153H213V154H212ZM253 153H255V155H254ZM105 154L103 153L102 156H99L100 159H98V157L95 159V161H97V162H96L97 165H95V168L98 170V171H97L98 173H95L96 169L92 168L91 166L88 167V169H91V171L88 170L89 178H91V180L94 179V180H93L94 182L91 181L90 179H89V181H90V182H93V185H91L92 183L89 184L88 181L86 182V179L88 180V178H84L85 180L83 181V184H85V185H82V186H83L82 188H80L81 185H79L80 187L78 186V187H79L78 189H80V190H79V194L81 193V192H80L81 189H83V194H84L83 196H84V197H82V200L86 201V204H89V203H87V202H90L89 200H91V199L93 200L94 198H96L97 195H98L99 193H100V194H99L98 196H100V197L96 198V199H95L96 201L94 200L95 202H94V201L92 202L93 205H92V204H89V205H91V206L89 207V209L86 208V210H87V209H88V210L85 211V213H86V212H87V213L83 216L82 220L80 219V222L77 220V221L79 222L78 224H75L77 227L75 228V225L73 226V227H74L75 229H77V230H78V227H82V228H84V227L87 225V223H88V219H89V223H91L92 226H94V227H95L96 225L98 226V224H94V223H92L93 220H94V222H95V218H93V220H90L91 218H88V219H87L88 214H90L91 211H95L96 209H98V208H96V207H99L98 204H99L100 202H98V201H100L101 198H103V200H104V198L107 197V196L110 194L111 190H113V188H112L113 185H114V187H115V183H116L115 181H117V178H119V176H120V175L117 174V173H116V174L118 175V177H117V175L114 176L115 173H114V174H111V175L108 177V182L111 181V179H112L111 176H112V175L115 177V179H114V177L112 176V177H113V179H112V181H111L112 183L110 182V183H111V184H110V183L107 182V183H108V185H106L107 187L104 186V185L106 184L107 179H105L106 177H104V176H102V177H104V178H102V179L100 178V175H101V174L103 175V173H102V172H103V169H105V170H106V169L109 170V171H106V173L109 174L110 171L112 172V170H111V168H109V166L112 167V166H111L112 164H113V166H114V163H117V162H114L115 160L113 161V157H114V159H116V157H117V154H115L114 156L112 155L113 157L111 156L112 158H109V159L107 158V160H110V159H111V161H113L114 163H113V162H110V164L112 163V164L110 165V164L108 163V161L104 158V159H105V162H106L107 165L105 164V165L103 166V164H102L103 167L101 166V164L99 165V163H100L99 161L102 160V157H103ZM151 154H152V155H151ZM185 154H186V155H185ZM189 154H190V157H191V158L189 157ZM209 154H210V156H209ZM216 154H217V155H216ZM219 154H220V155H219ZM221 154H223V155L221 156ZM232 154H233V155H232ZM236 154H237L238 156L241 155V156H239V158H240V157H241V158L239 159L238 156H237ZM251 154H253V155H251ZM108 155H109V153H108ZM108 155H106V157H107ZM130 155H129V156H130ZM148 155H149V157H152L153 155H154L155 157H158V156H159V159H157V160H158V161H157L156 158H155L154 156H153V157H154L153 159H149ZM163 155H164V156H163ZM166 155H167L168 157H167ZM169 155H170V156H169ZM179 155H183V156H179ZM191 155H192V156H191ZM207 155H208L209 158L207 157ZM213 155L216 156V157L214 158ZM228 155H229V156H228ZM234 155H235V156H234ZM242 155H245L246 159H245V157L242 156ZM250 155H251V156H250ZM257 155H258V156H257ZM109 156H110V155H109ZM165 156H166L167 158H170V159H167ZM197 156H198L199 159H202V160H199L198 158L196 159ZM201 156H202V157H201ZM211 156H212L213 158H212ZM219 156H220V157H219ZM227 156H228V158H229V157H230V158L228 159ZM254 156H256L257 158L254 157ZM259 156H260V157H259ZM262 156H263V157H262ZM140 157H142V159H141ZM160 157H161V158H160ZM163 157H165L166 159H164ZM184 157H185L186 159H185ZM203 157H204V158H203ZM210 157H211V158H210ZM217 157H219V158H217ZM221 157L224 158V159H223L224 161L221 160ZM233 157H234V158H237L234 162H233V160H234ZM242 157H243V159H242ZM248 157H249V158H248ZM187 158H188V159H187ZM226 158H227L228 160H227ZM231 158H233V159H231ZM252 158H253V159H252ZM138 159H140V160H139L140 162H139V166L136 167V166H137L136 163L138 164ZM145 159H146V160H145ZM172 159H173V161H172ZM179 159L182 161V162L180 163V165L182 166L183 169L180 167V165H179V163H178V162H180ZM182 159H183V160H182ZM206 159H207V160H206ZM214 159H215V160H214ZM219 159H220V160H219ZM225 159H226V160H225ZM238 159H239V161H238ZM116 160H117V159H116ZM142 160H143V161H142ZM149 160H150V161H149ZM162 160H164V161L166 160V161H167V164H165L166 161L164 162V164H163V162L161 163ZM168 160H169L170 162H168ZM174 160H175V161H174ZM187 160H189V161H187ZM197 160H198V161H197ZM204 160H205V161H204ZM208 160H211V161L213 160V161H212L213 163H211L210 161L208 162ZM217 160H219V161H217ZM242 160H243V161H242ZM250 160H253V161H250ZM145 161H147V162H145ZM148 161H149V163H148ZM156 161H157L158 163H160V165H161L160 167H159V166H156V165L158 164ZM177 161H178V162H177ZM202 161H203V162H206V163H203ZM214 161L219 162V166L216 165V164H218V163H215V164H214ZM229 161H232L233 163H232V162H229ZM236 161H238V162H236ZM105 162H104V163H105ZM127 162H128L130 165H127V164H128ZM144 162H145L146 164H145ZM175 162H176V163H175ZM185 162H186V166L183 167V165H185ZM194 162H195V163H194ZM197 162H198V163H197ZM201 162H202V163H201ZM220 162H221V163H220ZM222 162H223V163H222ZM228 162H229L230 164L227 165ZM242 162H243V164H242ZM101 163H102V162H101ZM119 163H120V162H119ZM125 163H126V165H125ZM143 163H144V164H143ZM183 163H184V164H183ZM187 163H188V164H187ZM192 163H194V164H192ZM208 163H210V164H208ZM231 163H232V164H231ZM120 164H122V165H120ZM120 164H119V166H121V167H120L119 169H120V172H121L122 167H123V163H120ZM168 164H170V165H168ZM171 164H172V165H171ZM197 164H198V165L200 164V166H198ZM201 164H202L203 166H202ZM207 164H208V166H207ZM213 164H214V165H213ZM238 164H240V165H238ZM158 165H159V164H158ZM162 165H163V166H162ZM166 165H168V166H166ZM193 165H194V166H193ZM195 165H196V167L198 168V170H197V168L195 167ZM215 165H216V166H215ZM232 165H233V166H232ZM170 166H171L172 170H177V171H172V170H170V169H171V168H169ZM175 166L177 167V169H176ZM201 166H202V167H201ZM211 166H212V168H211ZM213 166H215V167H213ZM226 166H227V167H226ZM101 167L103 168L102 171L99 169V168H101ZM157 167H158V170H157ZM166 167H168V168H166ZM174 167H175V168H174ZM188 167H189L190 170L188 169ZM199 167H200L201 169H199ZM228 167H229V169H228ZM230 167L236 168V169H234L235 171H234L233 169H230ZM239 167H240V168H239ZM148 168H146V170H148ZM162 168H163V169H162ZM165 168H166L167 170H165ZM194 168H195V169H194ZM238 168H239V169H238ZM112 169L114 170L113 167H112ZM155 169H156V170H155ZM161 169H162V170H161ZM180 169H182V170H180ZM185 169H186V170H185ZM237 169H238L239 171H238ZM132 170H133V169H132ZM136 170H139V171L137 172L138 174L136 173L137 175L134 176V173L136 172ZM159 170H161V171H159ZM164 170H165V171H164ZM184 170H185V172H184ZM192 170H194V171L197 170V171L195 172V173L198 172L197 177H196V174L193 175L194 171H192ZM228 170H229V171L231 170V173H230ZM232 170H233V172H232ZM92 171H94V172L92 173ZM130 171H131V170H130ZM130 171H128V172L130 173ZM143 171H145V170H143ZM148 171H149V170H148ZM163 171H164V172H163ZM166 171H170V172L167 173ZM180 171H181V172H180ZM187 171H188V172H187ZM191 171H192L193 173H192ZM227 171H228V172H227ZM236 171H238V172L240 173V175H239L238 172H237V174H236L238 178H237L236 175L234 174V173H236ZM86 172H87V170H86ZM90 172H91V173H90ZM104 172H105V171H104ZM171 172H173L172 175L170 174ZM179 172H180V174H179ZM100 173H101V174H100ZM106 173H104V174L106 175ZM145 173L147 174L148 172L145 171ZM149 173H148V174H149ZM155 173H157V174H155ZM158 173H159V174H158ZM174 173H176V174H174ZM177 173H178V174H177ZM191 173H192V174H191ZM224 173L226 174V176H224V175H225ZM232 173H233L234 175H232V176L230 177V175H231ZM94 174H95V175L97 174L95 178L93 177ZM251 174H252V176H249V175H251ZM263 174H264V173H263ZM90 175H91V176H90ZM95 175H94V176H95ZM165 175H166V176H165ZM170 175L172 176V178H171L172 180H170ZM177 175H178V176H177ZM189 175H193V176H195V177L193 178V177L190 176V177L192 178V179H191V178L189 177ZM85 176H86V175H85ZM87 176H88V174H87ZM87 176H86V177H87ZM98 176H99V177H98ZM106 176H108V175H106ZM156 176H157V177H156ZM160 176H161V178H159ZM173 176H175V177L173 178ZM248 176L251 177V178H250L251 180H250V179H247ZM92 177H93V178H92ZM116 177H117V178H116ZM131 177H133V178H131ZM188 177H189V178H188ZM223 177H225V178H223ZM233 177H235V179H233V181L231 180L232 183L229 182V181H230V178L232 179ZM243 177H244V178H243ZM249 177H248V178H249ZM260 177H263V178H260ZM99 178H100L101 180H100ZM110 178H111V179H110ZM128 178H130V179H128ZM185 178H186V179L188 178L189 180H188V179L185 180ZM239 178H240V179H239ZM241 178H242V180H241ZM103 179H105V180H103ZM246 179H247V180H246ZM261 179H263V180H262L263 182H260ZM99 180H100L101 182H102V180L105 181V182H103V185L99 182ZM125 180H126V179H125ZM127 180H126V181H127ZM129 180H130V181H129ZM156 180H158V181H156ZM159 180H160V181H159ZM182 180H183L184 182H183ZM243 180H245V182H246V181L248 182V180H249V182L251 181L250 184H251L252 189H251L249 183H248L249 186H246L247 188L245 187L246 189H249L251 192L253 191V187H254V190H255V189H258V188L260 187V186H259L260 183L263 184V185H261V189L259 188L261 191H260L259 189H258L257 191L255 190L256 192L253 191V192H255L256 194H258V197H256L257 200H258V203L254 204L255 206L252 204V203L255 202V201L257 202L256 199L253 200V198H252V196H254L255 194H254L253 192H252V193H251V192L249 193V192H248L249 190H243L244 188H242V190H243L242 192H241V190L239 189L240 187H243V184H244V183H242ZM95 181H96V182H95ZM132 181H133V182H132ZM146 181H147V180H146ZM164 181H165V182H164ZM180 181H181V182H180ZM187 181H188V182H187ZM238 181H239V183H240V182H241V183L239 184ZM114 182H115V183H114ZM131 182H132V184H131ZM143 182H145V180H143ZM152 182H153V183H152ZM182 182H183V183H182ZM185 182H187V183H186V186H188V187L185 186ZM87 183L89 184L90 187L92 186L91 188H94L95 186H99V183H100V184L102 185V187H105V190H102V189H104V188H102V189L99 188V189H101L100 191H103V192L101 193V192L99 191V189H98V192H96V193H97L96 197L93 198V196H95L94 194H96V193H95V191H93V189L90 188L91 191H93V192H92V194H91V191H90V193H89L88 191H86V193H87V194L89 193V194H88V198L85 199V196H87V194H85V191H84V190L87 188V186H86ZM95 183H96V185H95ZM104 183H105V184H104ZM113 183H114V184H113ZM167 183H168V184H167ZM177 183H179V184H177ZM236 183H237V184H236ZM112 184H113V185H112ZM144 184L146 185L147 183H144ZM148 184H149V183H148ZM151 184H152V185H151ZM169 184H171V185H169ZM176 184H177V185H176ZM187 184H188V185H187ZM230 184H231V185H230ZM248 184H246V185H248ZM111 185H112V186H111ZM159 185H160V186H159ZM226 185H227V186H228V185L231 186V188L228 186L229 189H227V188H226ZM240 185H242V186H240ZM171 186L174 187V188H172ZM176 186H177V187H176ZM184 186H185L186 188H185ZM262 186H263V188H262ZM85 187H86V188H85ZM99 187H100V186H99ZM159 187H160V188H159ZM167 187L169 188V190H167V189H168ZM175 187H176L177 189H176ZM179 187H180V190H179ZM95 188H96V187H95ZM95 188H94V189H95ZM108 188H109V189L111 188V190L108 191V190H109ZM156 188H157V189H156ZM237 188H238L240 191H237ZM90 189L88 188V190H90ZM96 189H97V188H96ZM125 189H126L127 191H126ZM158 189H159V192L157 191ZM165 189H166V190H165ZM171 189L173 190V192H172ZM262 189H263V190H262ZM176 190H177V191H176ZM178 190H179V192H178ZM224 190H226V191H224ZM228 190H229V192H228ZM107 191L109 192L108 195L106 194V193H108ZM105 192H106V193H105ZM146 192H147V193H146ZM155 192H157L158 194L155 193ZM161 192H162L163 194H162ZM169 192H170V193H169ZM235 192H238L237 194H238L239 196L237 197V199L235 198V200H234L233 197H234V195H235ZM239 192L242 193V194H240ZM245 192H247V193H245ZM104 193H105L107 196L104 195ZM153 193H155V194H153ZM221 193H223V194H221ZM244 193H245V194H244ZM248 193H249V194H248ZM259 193H261L262 197H261V195H259ZM151 194H152V195H151ZM159 194H160L161 196H160ZM165 194H166V195H165ZM167 194H169V195H168V200H167ZM170 194L172 195L171 197H169ZM173 194H174V195H173ZM237 194H236V196H237ZM247 194L249 195V197H248ZM252 194H253V195H252ZM103 195H104L105 197H103ZM150 195H151V197H150ZM153 195H154V196H153ZM157 195H159V198H158ZM162 195H163V198H162ZM164 195H165V196H164ZM210 195H212V196H210ZM225 195H226V196H225ZM126 196H125V197H126ZM144 196H145V197H144ZM178 196H179V197H178ZM181 196H182V197H181ZM213 196H214V198H213ZM242 196H245V197L247 196V199L249 198V199L247 200L245 197H243V199H245V200L247 201V203L251 206V208H250V206L247 205V203L245 202L246 205L249 206L250 209H249L247 206H246L247 208L245 207V204L243 203L244 200L241 198ZM256 196H257V195H256ZM89 197H90V198H89ZM133 197H134V195H133ZM133 197H131V198H133ZM147 197H150L148 201H151V203L147 201V199H148ZM155 197L158 198V201H159V202H157V200H156ZM177 197H178V198H177ZM208 197H209V198H208ZM211 197H212L213 199H215V200L213 201V200L211 199ZM83 198H84V199H83ZM131 198H130V199H131ZM139 198H138L137 201H140ZM143 198L146 199V200L144 201ZM152 198H153V199H152ZM154 198H155V200H154ZM160 198H162V199H160ZM217 198H218V201H217ZM219 198H220V199H219ZM240 198H241L242 200H241ZM260 198H261V199H260ZM134 199H136V198L134 197L133 200H134ZM151 199H152V200H151ZM163 199H166V200H163ZM179 199H180V201L183 199V200H182L183 202L181 201V202H182V203H181V202L179 201ZM184 199H185V200H184ZM190 199H191V200H190ZM192 199H193V200H192ZM194 199L196 200V202H195ZM92 200H91V201H92ZM103 200H101V203H102ZM133 200L131 199V201H133ZM187 200H188V201L190 200L191 203H190V201L188 202ZM209 200H210V202H209ZM249 200H250V201H249ZM126 201H124V202H126ZM137 201L135 200L134 202L137 203ZM184 201H185L186 203H184ZM192 201H194V202L196 203V208H195V209L193 208L195 211H196V209L198 208L197 205L199 204V202H201L202 204H204L203 201H205V204H204L205 207H204V205H202L201 207H199V208H201L200 211H198V210H199V209H198V210L195 212L193 209H191V208L194 206V202H192ZM197 201H198V202H197ZM207 201H208L209 203H208ZM231 201H232V202H231ZM233 201H236V202L233 203ZM240 201H242V203H241ZM248 201H249V202H248ZM252 201H253V202H252ZM124 202H123V203H124ZM134 202H133V204H132V205H133V208H134L135 206H137V204H135V206H134ZM155 202H156V203H155ZM177 202H178L179 204H182L181 206H183V205H184V206H188L189 204H190V205H189L188 207H184V206L181 207ZM206 202H207L208 205L206 204ZM215 202H216V203H215ZM238 202H240L242 205H241L240 203H239L240 206L237 205ZM250 202H251V204H250ZM90 203H91V202H90ZM97 203H98V204H97ZM101 203H100V205H101ZM123 203H121V204H123ZM139 203H138V204H139ZM147 203H148V204H147ZM149 203H150V204H149ZM157 203H158V204H157ZM187 203H188V205H186ZM201 203H200V205H201ZM218 203H219V204H218ZM230 203H232L233 208L229 211V209L227 208V206H228V204H230ZM94 204H95V205H94ZM96 204H97L98 206H96ZM154 204H155V205H154ZM156 204H157V205H156ZM191 204H193V205H191ZM214 204H215V205H214ZM243 204H244V205H243ZM257 204H258V205H257ZM259 204H261V205H259ZM117 205H118L119 207H116ZM149 205H150V206H149ZM151 205H152V206H151ZM153 205H154V206H153ZM175 205H178L179 207H176ZM236 205H237V206H236ZM256 205H257V207H256ZM148 206H149L150 208H149ZM174 206L178 209V212L175 211L176 208L173 210ZM191 206H192V207H191ZM217 206H218V207H217ZM230 206H231V204H230ZM235 206H236V207H235ZM238 206L241 207V208L238 209ZM261 206H262V207H261ZM86 207H87V205H86ZM121 207H120V208H121ZM142 207H145V206L143 205ZM202 207H204V208H202ZM208 207H209V210H208ZM216 207H217L218 209H217ZM244 207H245V208H244ZM255 207H256V208H255ZM260 207H261L262 210H260ZM92 208L95 209V210H93ZM116 208L118 209V211H121V210H122V212H124L123 210H125V212H124V213H121V212H118V213H117V215H118V219L116 218V219H117L116 222H115L114 220H112L111 224L109 223L110 225H112V227L110 228V227L108 226V223L106 222V220H107L109 217H111V216H110L111 213H112L113 211H116ZM130 208H131V206H130ZM130 208H129V209H130ZM133 208H131V209H133ZM151 208H152V209H151ZM179 208H180V210H179ZM181 208H183L184 210L181 209ZM186 208L192 210V211L188 210V211H190L191 213H192V212H195V213H192V215H190V213L188 214V211H187ZM205 208H207V209H205ZM225 208H226V209H225ZM229 208H230V207H229ZM91 209H92V210H91ZM139 209H140V210H139ZM171 209L175 212V213H172V215L175 216V217H177L178 219L175 218V217H174V219H173V218H172V217H173L172 215L167 216V215L165 214L166 212H167V213H171ZM203 209H204V210H203ZM214 209H215V210H214ZM227 209H228V210H227ZM242 209H243V210L245 209V210H246V211H245L246 213L248 212V210H250V217H249V216H245L246 214H245V213L243 214L244 211H243ZM112 210H113V211H112ZM150 210H151V211H150ZM185 210H186V211H185ZM202 210H203V212H205L204 215H203V213H201ZM237 210H238V211H237ZM96 211H97V210H96ZM110 211H112V212H110ZM129 211H130V210H129ZM173 211H172V212H173ZM179 211H180V212H179ZM181 211H182V213H181ZM184 211H185V213H184L185 215H183V212H184ZM206 211H207V212H206ZM214 211H216V212H214ZM226 211H229V212H227V215H228V216L226 215L228 218H227V217H224V214H226V213H224V212H226ZM261 211H262V212H261ZM132 212H131V211L129 212L130 215H131ZM140 212H141V215H139ZM143 212H144V216H145L144 218H143V216H142V215H143ZM197 212H199L201 215H203V217H202V216L200 217V215L198 216V213H197ZM208 212H209V213H208ZM237 212H238V214H236V216L233 217V218H234V222H236L235 225H234L232 216L235 215V214H233V213H237ZM240 212H241V213H240ZM256 212H257V213H256ZM108 213H109V214H108ZM129 213H128V215H129ZM177 213L179 214V217L177 216ZM196 213H197V214H196ZM207 213H208V215H207ZM223 213H224V214H223ZM252 213H253V214H252ZM258 213L261 215V217L258 215ZM107 214H108L109 217L107 216ZM145 214H146V215H145ZM186 214H187L188 217L186 216ZM194 214H196V216H195ZM205 214H206L207 216H206ZM239 214H240V215H239ZM247 214L249 215V212H248ZM86 215H87V216H86ZM161 215H162V216H161ZM164 215L167 216V217H171V218H169L170 220L167 219L166 217H164ZM180 215H181V216H180ZM182 215H183V216H182ZM222 215H223V216H222ZM242 215L244 216V218L242 217ZM85 216H86V219H85ZM105 216H107V217H105ZM139 216L142 217V218H140ZM146 216H147V217H146ZM184 216H185V218H184ZM189 216L191 217V219H189V218H190ZM192 216H194V218H196V219H194ZM213 216H215V217H213ZM251 216H252V217H251ZM256 216L259 217V219H260L259 221H261V220H262V221L259 222V221H258V218H256ZM123 217H124V218H123ZM198 217H200L201 220L198 219V221H197V218H198ZM217 217H218V219H217ZM223 217H224L227 221H225ZM240 217H241V218H240ZM248 217H249V218H248ZM105 218H106V219H105ZM127 218H128V217H127ZM187 218H188L189 220H191V222H192V218H193V220H194L195 222L197 221L198 223H201V224L203 223L201 227H200L201 224H200V225H199L198 223H197L198 225H197L196 223L194 224V225H196V226H194V228H195V229H194L195 232H193V231L191 232V231H190V232L193 233V234L191 235V233H190L189 236H187L188 238H187L186 240L189 241L188 243H187V241L184 240V238L182 239V237L184 236V233H181V232H183L184 229H185V227L183 228V226H186V225H188V223H189V220H187ZM221 218H223V220H221ZM242 218H243V219H242ZM247 218H248V219H247ZM252 218H253V219H252ZM83 219H85L86 221L83 220ZM112 219H114V218H112ZM116 219H115V220H116ZM141 219H142V220H141ZM163 219H164V220H163ZM185 219L187 220V222H185V221H186ZM202 219L204 220V222H203ZM231 219H232V220H231ZM239 219H240V221H241V219H242L243 221H244V220H245V221H244V222L241 221V222H240L241 224H237L238 221H239ZM251 219H252V220H251ZM255 219L257 220V222H256ZM74 220H75V219H74ZM120 220H119V221H120ZM126 220H127V219H126ZM132 220H133V221H132ZM134 220H135L136 222H135ZM143 220H144V221H143ZM145 220H146V223H145ZM177 220H178V222H177ZM179 220H180L181 222H180ZM246 220H247L248 222H247ZM77 221H74V222H77ZM84 221L86 222V225H85V226H84ZM109 221H110V219H109ZM109 221H108V222H109ZM119 221H118V222H119ZM141 221H142V222H141ZM168 221H169V222H168ZM182 221H183V222H182ZM194 221H193V223H194ZM222 221L225 222V225H224L225 229H223L222 226L219 227L220 222H221V224L223 225ZM231 221H232V223H231ZM251 221H252L253 223H252ZM61 222H62V221H61V219H60L58 223H61ZM72 222H73V221H71V223H72ZM81 222H83V223H82L83 225H81ZM104 222H106V224H105ZM113 222H114V224H112ZM170 222H172V223H171V224H167V223H170ZM173 222H175V223L173 224ZM179 222L181 223V227L178 229L177 227L180 226V225H179V224H180ZM250 222H251V224H252L253 226H252L251 224H249ZM71 223H70V224H71ZM115 223H116V224H115ZM136 223L138 224V226H137ZM142 223H143V224H142ZM164 223H166V224H165V225H162V224H164ZM184 223H185V224L187 223V224L185 225ZM242 223H244L245 225L242 224ZM259 223H261V224H259ZM73 224H74V223H73ZM73 224H71V225H69V226L71 227ZM133 224H134V225H133ZM140 224H142V225H140ZM175 224H176V225H179V226H176ZM182 224H183V226H182ZM190 224H191V223H190ZM230 224H233V226L231 225L232 227L229 228V225H230ZM236 224H237V225H236ZM80 225H81V226H80ZM88 225H89V224H88ZM88 225H87V226H88ZM106 225H107V229H106V227H104V226H106ZM132 225H133V226H132ZM168 225H169V227H167L168 229L166 228L167 231H168V230L172 231L171 228H177V230H178V231H177V230L173 229V232H174V230L177 231L176 236H177L178 239L176 238V236H174L175 233L172 232L174 238H172V235H171V241H173V242L175 241V242H174V243L172 242L171 244L168 243V240H167V242L164 241V240L167 239V238H166L165 236H163V234L166 235V233H169V234H172V233L169 232V231H168V232H165V233H164V232L162 233V231L160 230V229H163V228H164L163 230H165V226H168ZM172 225H173V227H172ZM174 225H175V227H174ZM240 225H241V226H240ZM242 225H243V226H242ZM247 225H248L249 227H248ZM67 226H68V225H67ZM83 226H84V227H83ZM125 226H126V225H125ZM135 226H137L138 228H136ZM139 226H141L142 228H140ZM161 226H163V227L161 228ZM190 226H191V227H189V226L187 227V226H186V228H188V229H189V228H192V224H191ZM197 226H198V227H197ZM234 226H236V227H234ZM237 226H238V227H237ZM251 226H252V228H251ZM70 227H68V229H69ZM73 227H71V228H73ZM108 227H109V228H108ZM132 227H134L135 229H133ZM143 227H144V228H143ZM170 227H171V228H170ZM196 227H197V228H196ZM205 227H208V228H205ZM218 227H219V228H222V232H220V230L218 229ZM233 227H234V228H233ZM256 227H257V228H256ZM71 228H70V230H68V231L71 232V230H74V229H71ZM82 228H79V230H80V231H85V233H86V230L89 229L88 227H85V228H87V229H86V230H82ZM117 228H116V229H117ZM156 228H157V229H156ZM158 228H159V229H158ZM169 228H170V229H169ZM182 228H183V229H182ZM198 228H200V229H198ZM204 228H205L206 230H205ZM215 228H217V229L219 230V233H220V234L218 233V231H217ZM227 228H229V229H231V230L228 231L229 229H227ZM236 228H237V229H236ZM245 228H246V229H245ZM249 228H251V229H249ZM259 228H260V227H259ZM261 228H264V226L262 225ZM66 229H67V228H66ZM93 229H94V228H93ZM95 229H96V227H95ZM105 229H106V230H105ZM114 229H115V228H114ZM121 229H119V231H120ZM126 229H127L128 231H126ZM132 229H133V230H132ZM181 229H182V231L180 232L181 234H179V230H181ZM192 229H193V228H192ZM192 229H191V230H192ZM196 229H198V230H197L198 232L196 231ZM234 229H235V230H234ZM247 229H248V230H247ZM91 230H92V229H91V226H90V231H87V233H88V232L91 233V232H92ZM154 230H155V231L157 230V231L155 232ZM166 230H165V231H166ZM189 230H190V229H189ZM189 230H186V229H185V231H186V232L184 231V232H185V235H186L187 231H188V233H189ZM239 230H241V232H240ZM254 230H255V231H254ZM260 230H261V231H264L263 229H260ZM66 231H67V230H66ZM68 231H67V235H69V234H68ZM111 231H113V230H111ZM115 231H116V230H115ZM121 231H122V230H121ZM214 231H215L216 233H215ZM226 231L228 232V235H227V232H226ZM231 231H232V232H231ZM244 231H245V232H244ZM246 231H248L249 233L246 232ZM261 231H260L259 233H261ZM70 232H69V233H70ZM75 232H76V231H74L73 234H74ZM77 232H78V231H77ZM109 232H110V231H109ZM109 232H108V233H109ZM132 232H133L134 234H133ZM229 232L232 234V236H231V234H229ZM236 232L238 233V235H239V232H240L239 237H241V233H242V237H241V238H238V239H241L242 241H238V240H236L237 237H235V236H238ZM243 232L246 233V234L244 235ZM252 232H253V233H252ZM93 233H92V234H93ZM108 233H107V234H108ZM117 233L119 234L118 231H117ZM117 233H115V234H117ZM130 233L133 234L134 238L130 237V236H131ZM152 233H153V234H152ZM160 233H161V234H160ZM188 233H187V234H188ZM195 233H197V234H195ZM204 233H206V234L204 235ZM211 233H212V234H211ZM221 233H222V234H221ZM247 233H248V234H247ZM250 233L252 234V236H251ZM256 233H257V235H258V238L255 237V236H256ZM76 234H78V233H76ZM79 234H80V237H83L84 239H83V241L81 240L82 242L80 241L82 244H81V243H79L78 245L75 244V245L78 246V248H79V246H81V245H82V247H83L84 240L87 239V238L85 239V236H90V235H91V234H86V235L84 236V235L82 234V232H81V233L79 232ZM81 234H82V236H81ZM151 234H152V235H151ZM169 234H167V235L170 236ZM194 234L196 235V237L194 236L193 239H192L191 236H193ZM209 234H211V235L209 236ZM217 234L220 236L221 239L218 238ZM233 234H234V236H233ZM128 235H129V236H128ZM167 235H166V236H167ZM178 235H180V236H178ZM190 235H191V236H190ZM201 235H202V236H201ZM226 235H227V238H226ZM243 235H244V236H243ZM261 235H262V236H261ZM72 236H74V235H72V233H71V237H72ZM75 236H76V237H75ZM75 236H74L75 239H74L73 237L71 238V239H74V240H72L73 242L70 241L71 239L68 240V241H70V242L68 243V244H69L68 247L66 246V247L64 248V247L60 246V247H62V248H59V249H62V250H66V248H68V250H66V251H64V252H59V249H57V252L60 253L59 256L61 255L60 258L57 257L58 254H57V256H56V253H55V256H56L57 258H55V261H54V259H52L53 262H52V260H51L50 258L48 259V257H47V259L49 260V262H50V260H51V262H52L51 264L57 263V260H58L59 263L61 262V264H64V263L67 264V263L69 262V260L73 259V258H71L72 256L69 257V255H71V253H72V252H71V250H72L71 248H72L73 246H75V245H73V244L75 243V240H77V239L79 238V236H78V237H77V235H75ZM106 236H108V235H106ZM109 236L113 237L114 235H113V233H112V235L109 234ZM116 236H117V235H116ZM121 236H120V237H121ZM154 236H156V237H154ZM157 236H158V237H157ZM159 236H160L161 238H160ZM162 236H163V237H162ZM199 236H200V237H199ZM216 236H217V237H216ZM245 236H246V238H245ZM247 236H249V238L252 239V241H249V240H248V241L251 242V243L257 238L256 241H255V244H254L255 246L253 245L254 248L250 249V250H251V255H252V256L249 255V254H250V253H249V252H250L249 249L247 250V246H246V245H247V244H248L249 246L252 245V244H250L249 242H247V240H246V239L248 238ZM69 237H70V236H69ZM128 237H129L130 239H129ZM150 237H151V238H150ZM184 237H185V236H184ZM189 237H190V238H189ZM210 237H211V238H210ZM260 237H261V238L263 237V239H259ZM105 238H106V237H105ZM105 238L103 237V239H105ZM155 238H157V239H155ZM159 238H160V239H159ZM162 238H164V240L161 241ZM168 238H169V237H168ZM175 238H176V239H175ZM199 238H200V240H199ZM213 238H216V239L218 238V239L221 240V241H220V240L217 239V240L219 241L218 243H216L217 246L214 245V243H215L214 240H213V242H212V240H208V239H213ZM230 238L232 239V241H231ZM244 238H245V239H244ZM249 238H248V239H249ZM253 238H255V239L253 240ZM80 239H81V238H79V240H80ZM116 239H117V238H116ZM158 239H159L161 242H163V243H161L162 245L159 244L160 241H159ZM172 239H174V240H172ZM206 239H207V243H208V242H212L213 244L208 243L209 246L207 247V244H205ZM226 239H227V240H226ZM229 239H230V240H229ZM79 240L77 241V243L79 242ZM87 240H88V239H87ZM87 240H86V242H88ZM106 240H107V239H106ZM109 240H110V239H109ZM109 240H108V241H109ZM112 240H111V241H112ZM155 240H158V241H155ZM198 240H199V241H198ZM201 240H202V241H201ZM217 240H215V241L217 242ZM243 240H244V241H243ZM245 240H246V243H247V244L245 243ZM104 241H105V240H104ZM223 241H224V242H223ZM225 241H227V243H228L229 245H228L227 243H225ZM233 241H234V243H233ZM71 242H72V243H71ZM100 242L103 244L102 240H101ZM112 242H113V241H112ZM154 242H156V243H154ZM158 242H159V243H158ZM169 242H170V241H169ZM176 242L178 243V245H176V244H177ZM198 242H199V243H198ZM200 242H201V245H200ZM230 242H232L233 244L230 243ZM243 242L246 244V245H245L246 247L244 246V250L247 251V253L243 250L242 253H243L244 255H243L241 252H239V253H241V254H240V257H239V253H238V257H239L240 259H242L241 257H243V259H244L245 261L240 260V259L237 257V255H235V254L238 252V250L241 251V249L239 248V246L243 245V244H242ZM88 243H89V242H88ZM88 243H87V244H88ZM110 243H111V242H110ZM165 243H166V244L168 243L167 245H169V247H168V246H165V248H164ZM197 243L199 244V247H200V248L198 247ZM223 243H224V244H223ZM94 244H95V245H94ZM99 244H100V243H99ZM153 244L158 245L159 247L161 246L160 249H158V248H157V249H156V248L153 249V248H152V246H154ZM163 244H164V245H163ZM186 244H185V247L187 246ZM210 244H211L212 246L214 245L215 247H212V249H210V248H211V245H210ZM225 244H226V246H225ZM230 244H231V246H230ZM235 244H236V246H235ZM90 245H91V243H90ZM105 245H107V246H105ZM111 245H113V244H111ZM146 245H148V246H146ZM174 245H175V246H174ZM180 245H181V244H180ZM56 246H57V244H56ZM56 246H55V249H54V248H51V249H52V250L54 249V251H55L56 248H57ZM58 246H59V245H58ZM96 246H97L98 248H97ZM99 246H100V245H99ZM120 246H119V247H120ZM144 246H145L146 248H145ZM149 246H151L150 249H149ZM158 246H157V247H158ZM176 246H177V247H176ZM189 246H187V250H189V249H188ZM205 246L207 247V249H204ZM222 246H223V247H222ZM227 246H228L229 249H227ZM229 246H230V247H229ZM234 246H235V248H234ZM237 246H238V247H237ZM249 246H248V248H249ZM253 246H252V247H253ZM258 246H259V248H257ZM154 247H156V246H154ZM167 247H168V248H167ZM224 247H225L226 249H225ZM231 247H232L233 249H232ZM236 247H237V249H236ZM241 247H243V246H241ZM261 247H262V248H261ZM63 248H64V249H63ZM73 248H74V251H73V250H72V251H73V253H75L76 255H77L78 253H80V252L83 251V248H82L81 251H80L81 248H79V249H78L79 252H76L77 250H75V248L77 249V247L75 246V247H73ZM96 248H97L98 250H101V251H102V253H101L102 256H103L102 258L100 257L99 253L96 251ZM104 248H105V249H104ZM143 248H145V250H144ZM214 248H216V249H214ZM221 248H223L225 252L222 251L223 249H221ZM250 248H251V247H250ZM256 248H257V249H256ZM260 248H261V249H260ZM51 249H49V250H51ZM94 249H95V250H94ZM147 249H148L149 251H152V250L154 251V250L156 249L157 252H156V251H155L156 253L154 252V254H155L156 256H154V254L152 253L153 251H152V252H149ZM195 249H196V250L198 249V251H196ZM231 249H232V250H231ZM235 249H236V251H234ZM253 249H254V250H253ZM259 249H260V252H261V253H260V252L258 253L257 250H259ZM52 250L49 252V254H52V252H53ZM69 250H70V252H69ZM140 250H142V251L140 252ZM166 250H165V252H166ZM175 250H176V251H175ZM199 250H200V252H199ZM205 250H209V251H211V252H212V254H211L212 256L209 255V253H207V252H205V253H207V256L204 255L203 252H204ZM212 250H213V251H212ZM214 250H215V251H214ZM219 250H220V251H219ZM227 250H229V251L231 250L230 253H229V255L226 254V253L229 252V251L227 252ZM261 250H262V251H261ZM95 251L97 252L98 255L96 254ZM145 251H148V252H145ZM177 251L180 252V253L178 252L179 255L176 254ZM209 251H208V252H209ZM221 251L223 252V254H220V253H222ZM248 251H249V252H248ZM256 251H257V252H256ZM32 252H33V251H32ZM55 252H56V251H55ZM68 252H69L70 254H68ZM84 252H85V251H84ZM94 252H95V253H94ZM99 252H100V251H99ZM144 252H145V253H144ZM174 252H175V253H174ZM184 252H185V251L183 250L182 253H184ZM231 252H232V253H231ZM233 252H234V253H233ZM252 252H253V254H252ZM255 252H256V253H255ZM62 253H63L64 256H62ZM86 253H87V252H86ZM150 253H152V254H150ZM195 253H196V254H195ZM245 253L247 254L246 256H245ZM257 253H258V254H257ZM53 254H54V253H53ZM75 254H74V255H75ZM135 254H136V255H135ZM145 254H146V255H149V256L153 255V257H152V256H151V257L146 256V259H145V256H144ZM162 254H164V253L161 252V253H160L161 256H159V257H161V259H162ZM167 254H168V253H167ZM169 254H168V255H169ZM186 254H187V251H186ZM219 254H220V255H219ZM254 254H255V255H254ZM256 254H257V255H256ZM34 255H37V256L39 255V256H40V253L37 252V254H36V252H35ZM67 255H68V256H67ZM72 255H73V254H72ZM85 255H86V254H85ZM85 255H84V257H85ZM95 255L98 256L97 259H96V256H95ZM176 255H177V257H176ZM184 255H185V254H184ZM184 255H183V256H184ZM196 255H198V256H196ZM216 255H217V256H216ZM223 255H226V256L223 257ZM232 255H233V257H232ZM234 255L236 256L237 259L234 258V257H235ZM241 255H242V256H241ZM253 255H254V256H253ZM263 255H262V256H263ZM65 256H66V258H65ZM78 256H80L79 258L84 259L81 253L78 254ZM78 256H75V257H78ZM81 256H82V257H81ZM107 256H105V257H107ZM143 256H144V259L142 260V257H143ZM178 256H179V257H178ZM183 256H182V257H183ZM185 256H186V255H185ZM185 256L183 257V260H182V259H179L180 262H181V263H179V264H182L183 262H184V264H186L185 259H187V257H185ZM195 256H196V257H195ZM204 256H206V258H205ZM210 256H211V257H210ZM214 256H215V259H214ZM244 256L246 257V259H245ZM6 257H7V259H6V258H5V259H6L7 261H9V264H10L11 261H10V259H8L9 256H6ZM68 257H69V258H68ZM75 257H74V258H75ZM86 257H85V258H86ZM109 257H110V256H109ZM159 257H157L158 259L156 258L157 260L154 259V260H156V262L154 261L155 264H157V261H159ZM164 257H165V254H164ZM166 257H167V255H166ZM173 257H174V258H173ZM175 257H176V258H175ZM207 257H208V258H207ZM217 257H219V258H217ZM226 257H227V259H226ZM252 257H253V258H252ZM34 258H35V259L37 258L36 261H34ZM34 258H33V261H34V262H37L36 264H38V261H37V260H38L40 257H36V256H35ZM67 258H68V262H64L65 259H66V261H67ZM70 258H71V259H70ZM100 258H101L102 260H101ZM139 258H141V259H139ZM147 258H148V259H147ZM149 258H150V259H149ZM184 258H185V259H184ZM224 258H225V259H224ZM233 258H234V259H233ZM59 259H61V260H59ZM75 259H76V258H75ZM82 259L80 260V259L77 258L76 261H79V260L82 261ZM98 259H99L100 261H98ZM137 259H138V261H139L140 263H137V261H136ZM175 259H177V260L175 261ZM194 259H196V262H194ZM203 259H201V261H202ZM218 259H219L220 261H219ZM222 259H224L225 262L221 261ZM250 259H251L252 261H251ZM253 259H254L256 262H254ZM6 260H5V261H6ZM73 260H74V259H73ZM90 260H91V261H90ZM95 260H96V261H95ZM146 260H148V262H147ZM170 260H171V261H170ZM173 260H174L175 262H174ZM213 260L216 261V262H212ZM259 260H260V259H259ZM46 261H47V260H46ZM71 261H72V260H71ZM71 261L69 262V264L71 263ZM80 261H79L78 263L83 264V262H80ZM87 261H90V262H87ZM161 261H162V260H161ZM182 261H183V262H182ZM203 261H204V260H203ZM203 261H202L200 264H204L205 261H204V262H203ZM241 261H242V262H241ZM247 261H248V262H247ZM34 262H33V264H34ZM146 262H147V263H146ZM150 262H151L150 264L153 263V261H150ZM178 262H179V261H178ZM198 262H199V263H198ZM234 262H233V263H234ZM244 262H245V263H244ZM246 262H247V263H246ZM59 263H57V264H59ZM73 263H74V264H78V263H75V261H72L71 264H73ZM91 263H90V264H91ZM235 263H234V264H235ZM4 264H5V263H4ZM6 264H8V262H6ZM47 264H48V262H47ZM153 264H154V263H153ZM230 264H231V263H230ZM257 264H259V263H257Z\"/></svg>",
	"mask_w": 264,
	"mask_h": 264
}]
</instances>
